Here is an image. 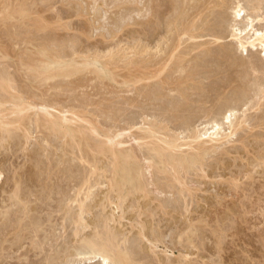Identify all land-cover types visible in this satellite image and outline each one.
<instances>
[{"label": "rangeland", "instance_id": "374dc122", "mask_svg": "<svg viewBox=\"0 0 264 264\" xmlns=\"http://www.w3.org/2000/svg\"><path fill=\"white\" fill-rule=\"evenodd\" d=\"M155 1H153V0H150V1H148V0H0V72L5 73V75H7L9 73L8 75L10 78H15V76H16V78L12 80V82H14L13 85L15 84L14 87H16V85H17L16 91L19 92V94L22 93L20 95H23V96L25 95V97H28L31 94H34V96H35V94H37L40 90L42 91V89H43V91L44 90L46 91L48 86L45 87L44 85H42L44 87H42V86L40 87L39 85L43 84V83H40L41 82L40 80H36L33 82L34 84H36V82H37V84H39V85H35L36 87L34 86L33 83H32L33 86L27 85V83L26 84L23 83V82H25L24 81L25 76L22 75L24 73V71L20 70V67H19L20 61L25 62L27 60V57H28V60L33 59L34 57L36 58L35 54H36V51L38 49H40V45L42 46L43 44H46L49 41H50L49 45L51 44L50 45L51 47H49V48L53 49L55 47L53 49L54 51L55 50L59 51L62 49H63L62 51H66V49H67L69 52L71 50L70 47L73 46V49L75 51H77L76 47L78 48V54H82V56L84 55V56L89 57L91 55L89 58H92V56L98 55V56H100V58H98V59L101 62L108 61L109 63H112V62L115 63L116 65H114L112 63L113 66H115V67L111 66L112 64H110V65L107 64V66H108L107 69H109L108 72L102 71L100 73V71H98L97 69L96 70L94 69V68H96V66H94V67L88 66L89 67L88 69H82V71H80L79 73H77L73 77L70 76L69 78L64 79L63 82H61L62 85H63L64 81L69 79L67 82H70V84H68V86H69V88L72 87L71 92L70 91H66V92L63 91L60 96H59V94H57V92H53V90H49V92H48L50 95L52 93V96H51L52 98L55 96L53 100L56 103L55 107L57 110H64V111L65 110L66 111L72 110L73 112H75L79 115L80 118H78V119L80 121H81V119H84L88 122L90 121L89 123L92 124L95 128H97L100 134L112 130V121H111L112 112L110 110H112V108H113V106H112L113 102L116 101L115 95H118L120 97H129V98L132 97L134 99V103L137 101V99L139 100V97H140V96H138V94L135 93L136 92L135 89L138 88V86H140V84H137L138 86L135 85V87H136L135 89L134 88L132 89V87L129 88L130 90L129 89L128 90L130 92L127 90H126L127 92H125V90L123 88H120V87H119V89L116 88L117 86L115 87L114 84L111 83V81H110V77H111L110 74L113 72V70H114V72H117L122 76L123 75L125 76V77L118 79L119 81H121L123 78H127L128 76H130V77L131 76H133V77L138 76L139 77V76L144 75V72L142 73L141 70H143V71L145 70L146 71L145 74L147 72H149L147 69H144L145 67L147 68V66L144 65L146 63V60L147 61L152 60L153 63L151 61L150 62L152 64H154V62L158 61V59L161 57H164L163 59H168V58H170V55L171 56L173 55L176 57V60H180L182 58V59H184L185 63L188 62L187 65L183 62L184 63L183 68L184 69H183V71L180 72L181 75H184L186 71L193 70L194 73H196L197 70H199L198 72H202V73L197 72L196 76L199 75V77H200V76L206 75V72L204 73V71H207L208 70L207 68H209V67H210L209 68V70H210L213 65H214L213 68L216 70V65L214 63H215V61H217V59H219V63L220 62H223V63L227 62L226 65L229 68L228 58L230 59L229 61H231L230 62V65H231V63H232L231 58L232 57L237 58L235 55L239 56V54H240V56H242V58L244 59V60H242V63L245 62V60H246L247 63H244V64H246L247 66L249 65L247 67L246 65L243 64L242 68L241 67L239 68V70L244 69L246 74H248V75H246V74H243V75L244 76L246 75V77L248 76L247 79L249 80V82H252V83H256V81L259 83L264 82V79H262V78H264V74H263L264 73V71H263L264 66H263V68L260 67L261 64L262 65L264 64V59H263V61L260 60V59H262V57H261L262 54L260 53V48L258 46L255 48H251V47L247 46L246 51H248L250 53H248V52L246 53V51H245V53H240L237 50H233L234 48H232V50H231L232 51L231 53L233 55L231 53L225 51V48H226L225 45H227L228 42H230V44L233 42V41H231L232 39L229 37V35L232 31L231 29H236V28L243 29L242 27H240V26H243V22L242 23L238 22L239 19L235 20L231 13H230V17H229V13H228V18L224 17V14H226V16H227V11H229V9H226V10L221 9L224 12V13H222L223 15H221V13H219L217 10V9H220V7L215 6L216 5L215 3H217L216 2L217 0L216 1L212 0L213 3L211 0H207L209 2H206V1L204 2V0H201V1H203L202 5L207 3L210 6L212 3L213 5L211 7H209L208 5L206 7L209 9H211L213 7L214 10L212 9V11H210V12H212V13H213V11L215 13L218 12L221 15V16H218L219 14H217L218 18L220 20H224L225 22L221 23L222 21L221 22L218 21L219 19H217V17L213 18L215 14L214 15L210 14L208 12L209 10H207V9H205V10H207L205 13L203 12L202 15H199L200 17L197 16V18L199 17L198 19L197 18L191 19V17H190L188 20H191L192 21L191 23L194 24L195 27H197V31H199L198 29H201L204 27L206 29L210 28L211 30L213 28H215V30H213V31L216 32V30H217V33L223 32L224 34L227 32V33H229L228 36H226V34H225V36H224L225 38H223V40H221L217 43V45L219 46V47H217V45L215 44L216 42H211V41H213L212 37L205 35L206 31L202 30V36L197 37L195 39H191L189 41L184 36H182L183 39L184 38L185 39L183 40L184 42H179L180 43V45H179L180 49H178V47L176 48L178 51L175 49V47H173V45H171V47H168L169 43H171V44L176 43L175 42L176 38L173 37V39H174V41H173L171 38H168V35H169V37H172V36H170V34L167 33L168 27H170V25L168 24V23H170L169 19H168L170 16H168V15L171 14V11L169 13V10L167 12L166 9H170V2H169V0H166V1L165 0H160V1L155 0ZM219 1L220 0H218V2ZM230 1H233V0H228L227 2L229 3ZM159 2H160V4L163 2L161 5H164V6L161 7ZM156 3H158L159 5L157 6ZM191 3H192V1H191ZM149 4L150 5L152 4L151 6L154 7V9H152V12H154V14H152V15H154V17L153 16L151 17V15H148V13H146L145 8H148L150 6ZM199 4L200 3L197 2L198 6H200ZM259 4L261 6V9H260V12H258V13L262 14L261 17H264V0H260ZM246 8H247V6H246ZM144 10H145V12H144ZM221 10H220V12H222ZM245 10H248L249 12L251 11V9H248V8ZM248 11H246L245 14H249V15L250 14H253V15L256 14L255 12H254L255 13L254 14L252 11L250 13H248ZM189 12H191V11H189ZM155 13L157 14V16L155 15ZM203 15H205L207 17L205 18V16H203ZM146 16L149 17L151 21H153L150 26H149V23H146L147 21L145 22V19L148 20V18H146ZM209 16H212V17H209ZM223 17L225 19H228V20L226 21ZM261 17H259V18H261ZM57 18H59L60 22L57 20ZM200 18H202L201 20H205V19L206 20L203 22H200L201 21ZM208 18H209V20H208ZM221 18H223V19H221ZM243 18H244L243 21L246 22L245 15ZM157 20H158V22H157ZM196 20H198V22ZM167 21H168V23H167ZM228 21L230 23H228V25H227ZM143 22H145V24H144V26L146 25L145 28L143 26ZM155 22H156V24H155ZM195 22H197V23H195ZM214 23L216 24L215 26H213ZM236 23H239L240 25L236 24ZM229 24H231V25H229ZM43 25H45V27ZM147 25L149 28L147 27ZM220 25L225 26V27H222L224 29V31L221 27H220L221 29L218 28V26H220ZM56 26L64 27V29H59L58 31H56V33L62 34L64 36L60 35V37L57 38L54 35V32H52V30ZM218 30H219V32H218ZM254 30H257L259 32L264 33V20L259 21L258 19H255L253 21L252 30L250 28H248L245 31H243L239 36L244 38V40L250 41L253 39V36H254L253 31ZM237 33H239V32H237ZM53 39L58 40V41H55ZM45 40H46V42H44ZM165 40H167V41H165ZM168 40L173 41V43L171 41H168ZM161 42H163V43H161ZM208 42H210L211 44H209ZM38 44H40V45H38ZM233 44H234V42H233ZM209 45H211V46H209ZM221 45H222V47L224 45V47H223L224 50L221 48ZM46 46L48 47V44H46ZM57 46L58 47L61 46V47L58 48ZM164 46H165V48H164ZM194 46H196V47L194 48ZM227 47H228V45H227ZM168 48H169V51H171L170 53L168 51ZM207 48H210L212 51L215 52V53L213 52L214 54L212 52H210V54L212 53L211 57H213L215 59H216V57H219V58H217L214 61V59L209 60L208 59L209 57H208L205 60L204 54H205V50ZM217 48H219V49L221 48L222 52H220L221 51L220 50L219 51L220 53H219ZM163 49H166L167 53L165 51L163 52ZM173 50H175V51H173ZM92 51H93V53H92ZM172 52L173 53L175 52V53L173 54ZM233 52L235 53V55ZM222 53L223 54L225 53L224 56H222ZM215 54H216V57H215ZM219 54H221L222 57L227 58L226 61H224L225 58H224V60H222V58L220 56H218ZM246 54H249V56ZM165 55L167 56V58ZM250 55H253V56H250ZM230 56H232V57H230ZM240 56H239V58H241ZM243 56H247V57H243ZM254 56H255V58L257 57L258 59L257 58L255 59ZM249 57H251V58L247 59ZM202 58L205 60L206 63L203 60H201ZM159 60H161V59H159ZM176 60L173 59V61H176ZM251 60H253V63L250 62L251 65L252 64L255 65L256 60H257V65L259 64V67L262 70L260 68L256 67L257 65L255 67H256V69L258 68V70H256V69L254 70L255 67L251 66L248 63V61H251ZM259 60L263 63H261V62L258 63ZM143 61L145 63H142ZM196 61L200 64L199 67H197V69L195 68V70H194V68L189 70L188 65H192V63L196 62ZM207 61H209L208 62L209 64H210V61H212L210 64L212 66H210L207 63ZM254 61H255V63H254ZM11 62H13V63L11 64ZM132 62H134V63L131 66L128 65ZM140 62H141V65H143V67L138 65V63L140 64ZM159 62H157V63H159ZM125 63H127V65ZM157 63L155 62V64H157ZM216 63H218V62H216ZM124 64L127 67L128 66L129 67L126 68V66ZM152 64L149 65L150 68L151 67L153 68V66H155V64L154 65H152ZM203 64L208 65V66L204 67ZM219 65H220L219 68L224 69L222 67V66H224V67H226L225 69H227V66L225 64H222V65L219 64ZM219 65H217V67ZM5 66H6V68H5ZM135 67H137V68H135ZM202 67H204V68H202ZM250 67H253V70H251V69L249 70ZM152 68H151V71H152ZM213 68L211 70H214ZM231 68H232V66H231ZM246 68L250 72L251 71L252 72L251 73L248 72V70ZM90 69H91L92 74L93 73H95V75L97 74L96 76L94 75L93 78H92V74L88 72V71H90ZM130 69H132V71ZM179 71H180V69L178 70V72ZM216 71H218V69ZM231 71H232V69L227 74L230 75ZM242 71H240L241 76H243ZM256 71H257L256 74H258L260 72L257 75V77H256V74L253 73ZM172 72L175 74H173ZM172 72L171 73L169 72L168 74L171 76L172 75H174V76H172V78H170V76H167V79H165V80H167L169 83H173V85H177V82L184 79V77L182 78V76L179 73H177L176 71L175 72L172 71ZM261 73L263 74V76L261 75ZM221 75H224V74H220L219 77ZM229 75H227V76H229ZM231 75L233 76V71L231 72ZM177 76H179L178 77V78H180L179 80L176 78ZM250 76H253V77H251V79L253 78L252 80H250ZM96 77L98 80L96 79ZM119 77H121V76H119ZM197 77H196L197 81H199V80L202 81V79H203L202 77L201 78H199V77L197 78ZM100 78L102 81L99 80ZM173 78L175 79V81ZM260 78L262 79V81ZM56 81L59 82L61 80L55 79V80L49 81L48 82L49 84L47 83V85L53 86V84L56 83ZM67 82H65V83H67ZM186 82L185 81L181 82L180 89H179V86L177 85L178 90H177V88H174V90L170 88L171 91L173 92V93L171 92L170 94L171 95L175 94V97H176V93H178V92L174 93L175 90L180 91L181 87H183V88L187 87V88H184V91L186 92V95L188 96L192 90L198 89L197 86H199V84H200V83L190 82V83H192V85H191L188 81H186ZM262 83L261 84L256 83L257 87H256V85H253L250 83L251 85L248 84L249 85L248 87H251V86L254 87L255 86L256 88L254 87L253 90L256 92L257 91L256 89H258V86L259 85L261 86ZM141 84L144 85V83H141ZM194 84H196V87L193 86ZM19 85L22 87H20ZM154 86H156L155 80H154V85L151 86L152 88L150 87V90H148V88H146V93H148V91H149V93H148L149 97H148V94L144 93L145 88L143 89V96L146 97L147 99L143 98V96H142V102H143V99L146 100V101H144L146 103H147V101H150L148 103V106H147V104L143 103V105L146 108V109L144 108L145 114H147L146 117L148 116L147 118L151 119L152 120L151 122H153V123H154V121L158 124L162 123L161 124L162 126H163V122H164V125L167 122V124H166L167 127L165 129V133L167 132L168 135H170V136H174V135L176 136V137L174 136L176 139V142H178V144H180V145H183L182 149L180 147L181 151L184 148L186 149L185 151H182V152L178 151V152L183 154V155H185V153L195 155L196 154L195 151H198L197 147H195L196 143H192V141L188 138V135L192 131L193 132H200L202 134L205 132L206 129H207L206 130L207 132H208V130L211 131L212 124H211V126H209L211 128H209L206 124L210 125V122L213 118H211V115H209L210 117H208V118H210V120H207L208 118H205L204 117L205 115L203 113L205 109L209 110V107H206L203 110L200 108L201 103L191 102L188 104V106H187L188 108L190 107V104H194V103L195 104L191 105V107L193 106L194 108L190 107L188 110H186L188 117L185 115L186 113L182 114L183 117L185 115V117H187L186 120L188 119L189 121L188 120L185 121V117L182 118L181 115L179 116V118H180V120H179L178 117L176 118V116L179 114H177V115H176V113L171 114V113H174V112H172L173 109L172 110L169 109V107L167 105L161 104L163 108L161 107L160 104L156 105V102H154V99L156 98V100H158L160 102V100L158 99V96L160 94L154 95L155 94L154 93L152 95V93H153L152 90L154 89ZM157 86H158V88L161 87L158 84H157ZM157 86H156L155 90L158 89ZM190 86H192V87H190ZM201 86H203V87L201 88ZM243 86L246 88V86L244 84H243ZM243 86L241 85L236 91V92H239L238 90H240L241 88L244 90V92H242V89L240 90L241 95L240 94L239 95L242 98L238 94L236 95V93H234L232 90H229V91L233 92L234 95L229 92L228 94H230V96L228 94H226L227 98L226 99L224 98V99L226 101L229 100L230 104H229V101L226 102L224 100L223 104H225V103H227V104H225L223 106L221 103L218 104V105H221L222 107H219V106L215 107L214 113H217L216 116H218V111L220 112V110L223 107H225L228 104L229 105L232 104V106L237 108V109H235L237 111L236 116L239 117L240 120L243 117L245 118V116L248 117V116L252 115L251 117H249V119H248L249 121L247 120V118L245 119L246 122L243 125L244 126L243 129L242 130L240 129V131H238V133L236 132L235 133V134H237L236 136H235V134L234 135L232 134L233 135V136L231 135L232 138L230 136H228L230 139L229 138H223L222 139L223 141L221 140V144L225 143V144H222L226 148L225 151L221 150V148H224V147L221 144L219 145V143H220L219 142L218 146L219 147L221 146L220 149H218V150L216 149L218 152L216 150H214V152H212V151L209 152V154H207L208 156H210L209 159H208L206 154L205 155L203 154L202 162H204V164H206L208 162L209 165L208 164H206V165L209 166V168L211 170L208 169V167L206 165H204V168H202V170H201L202 172L200 171L199 166H196L197 168L195 167V168L188 170L186 172H180L182 184L185 188L184 193L189 191L190 192V194L188 192L189 195L184 194V193H183L184 195L183 194L179 195L178 191L181 189L180 187H182V186H179L178 183H177L178 184L177 185L176 182H174L175 187L173 189H174V191L176 190L177 192L176 191L173 192V191H171L173 189H170V192L174 193L173 195H172V193L168 192L169 190L166 192L164 191V193H163L159 189L157 190L156 186L153 185L152 179H149L151 177V176H149L150 174L145 175V179L147 178L146 179L147 182H148V180L151 181L150 182L151 184L147 183V186H149V187H147V189L149 188V190H152V192L148 193L147 201L150 199L149 204L146 206V208L145 207L141 208L142 213L145 214V218L144 217L141 218L143 216L142 214H141L142 215L141 217L139 215H136V213L138 214V211L135 208V206L138 205V203L136 201H134V203L132 202L133 198H131L132 197L131 195L128 197L129 199L127 198L126 203L124 202V205H123L124 209L122 207V211L124 213H121V211L119 209L117 211V209L114 207L115 205L106 203V201L108 202V200L110 201V199H112V198H109L111 196H113V200H115V195H114L115 193L114 192L111 193V191L108 190V187H106L108 185L107 181L109 180L111 175L108 174V172L110 170L109 169V160L105 156H102L99 154L96 156V158H95L96 163H94L95 168L93 166H91V164H89L92 161V159H88L89 161L83 160L86 164L83 161L82 162L78 161V159L75 155V153L78 152L77 146L72 144L73 146L70 147L68 145V141H67L68 146L67 145L63 146L62 140L60 138H58V137L55 138V136H51V135L45 136L46 133H42V132L38 131V129H36L35 126L32 124L34 117L32 118V120L30 122L27 119L24 122V127L28 128L30 130V134L28 135V136H30L29 137L30 139L28 138V140H26V137L21 133L20 130L15 131L13 138L9 139L10 142L9 141H7V142L3 141L2 142V139L0 136V139H1L0 140V197L2 196L0 198V212H1V214H0V224H1L0 225V264H33V263L37 262V259H38L37 264L38 263L39 264L40 263L45 264L46 263L44 260L45 254L50 255L53 252V254H51V255L54 256L55 250L59 251V249H60L59 253L61 254V260L64 262V264H67V263H65L64 259L68 256L69 257L71 256L70 253L72 254L71 250H73V247H71V246H73V242L75 241V239L73 237V232L75 230V226L73 225L71 217H69V216H70V214H72V212H73V214L75 212H77V208H76V204H73V205L71 204V206L73 208L70 207V203L68 202V204H67L66 203L67 199H65L64 197L66 195L67 196L66 198H68L69 195L73 194V192H74L73 189H75L74 183L77 182V186H79V184H81V182H82L80 180L83 179V176L84 177L86 176V171L94 173V175L91 178V183L93 184L94 188L91 187L90 190L92 191V189H93L94 190L93 192L95 194H97L98 197H97V195H94L93 192L92 193L90 192V195H92L94 197L92 198V196H89V198L87 200H85L87 203H85V201H84V203L87 205L89 204L93 210L91 209L90 206H85L88 214L85 213L84 214L85 217L83 219H84V222L88 228L82 229L83 231H81V235L83 233L82 236H84V237H88L87 234L89 235V237H92L94 235V233L98 231L99 227L102 229V225L100 224V222H98L100 220L99 216H98L99 218L97 217L98 221H97V219H96L97 222L95 221L96 215L104 216V215L109 214L111 216V214L112 215L116 214V215H114V217H115L114 219H115L116 223L115 222H113V223L111 222L112 224L109 223V225H110L109 228H111L112 232L116 231L115 234L118 232L116 235L120 234V235H118V237L120 239L119 244L122 243L124 245V249L126 248V251L130 255L131 259L132 260L134 259L133 260L134 264H143V263L144 264H264V124H263L264 121L262 122V120H264V119H262L264 117V115H263L264 111H262V110H264V105H263L264 99H263V103H262V98L259 101V102H261L260 106H258V108H257L258 110L261 109V111H259V112L256 111L257 109L256 110L253 109V111H251V109H249L250 108L249 103L246 104L247 106L246 105H240L239 110H238V104H240L241 102H242L241 104H244L246 99H247V102L249 100H255V98L257 99L256 101H258V99H259L256 96V94H258L257 92L253 93L252 90H249L250 88L248 89V87H247V89H245ZM18 87L20 90H18ZM76 87H78V88H76ZM207 87H208V85L206 83L200 84L199 89L195 90V92L196 91L201 92L203 90L202 91L203 93H200V92H198L200 94H197V92L195 93V95L197 94V96L198 95L201 96L198 98V100L199 99L200 100L205 99V97L202 96V94H204L206 89H207L206 91L209 90V87L208 88ZM262 87H264V86L262 85ZM28 88L30 89L31 92L28 91L29 90ZM35 88H37L38 90ZM190 88H191V90H190ZM120 89H122V91ZM185 89H187V91H189V93ZM155 90H153V91L155 92ZM159 90H161V92H162V89H159ZM168 90H169V88H168ZM263 90H264V88H263ZM245 92H246L247 96H246V94L242 95V93H245ZM55 93H56V95H55ZM165 93H167V92H165ZM0 94H2V93H0ZM53 94H54V96H53ZM72 94L74 96H76V95L77 96L74 97ZM208 94H209L208 92H205L204 95L206 96ZM254 94L256 97L254 96ZM2 95H0V96H2ZM84 95H86V96H84ZM113 95L115 96V99H114ZM195 95H192V98H194ZM232 95L235 97V99ZM31 96H29V97H31ZM150 96L151 97L155 96V97H154V99H151ZM248 96L249 97L252 96V97L249 98ZM253 97H254V99H253ZM61 98H63V99H61ZM132 98H130V99L132 100ZM148 98H149V100H148ZM237 98H239V99H237ZM194 99H197V98H194ZM62 101H64V103ZM256 101H254V102H256ZM140 102H141V99H140ZM173 102L176 105H178L177 103H179V101L176 103V100ZM234 102H236V106L234 105L235 104ZM36 103H39V102L36 101ZM151 103L152 104L155 103V104H153L154 106ZM151 105H152V108H151ZM159 105L161 108L158 107ZM196 105L197 106L200 105L199 108H200V110H203V112L201 111L202 113L200 112V110H197L199 108L196 109V107H195ZM5 106L7 108L10 107V105H5ZM57 106L59 109L57 108ZM155 106H157L159 108V110ZM164 106L166 108H168L169 111ZM154 107L156 108V110H154ZM247 108L249 110H247ZM194 109H196L199 112H197ZM215 109L216 110L218 109L217 112ZM132 110L136 111L137 109L134 108ZM120 111L119 112L117 111L119 116L122 114V112H120ZM151 111H152V113H153V111H157L158 113L154 112L155 114L153 113L154 115H152ZM189 111L191 112V113H189L190 115H188ZM246 111H248V112L251 111L254 114L251 112H250L251 114L247 113ZM255 111L257 113H255ZM242 112L245 113L246 115L245 114L243 115ZM260 112H263V114ZM161 113H162V115L160 117L159 114H161ZM199 113H200V115H202V114L203 115L200 116ZM240 113H241V115H240ZM259 113L261 116L262 115L263 116L261 117L259 115ZM29 114L31 117L32 113H29ZM151 115L153 116V119H152ZM169 115L172 117L171 119H173V117H174V119L170 121L171 123H168V121L170 120ZM166 116H168L167 117L168 120L165 118ZM196 116H198V117H196ZM189 117H190V119H189ZM218 117H217V121H218L217 123L220 124L221 119H220V117L218 119ZM258 117H261V119H262L261 121H260V118L258 119V121H260V123L257 121ZM251 118H252V121H250ZM162 120H164V121L161 122ZM191 120H193V121L191 122ZM195 120H197V121H195ZM201 120H202V123H201ZM254 120H255V122H253ZM176 122L178 124L177 126H175ZM179 123H180V125H179ZM191 123H193V124L191 125ZM253 123H255V124H253ZM120 124H122V123H120ZM170 124H172V125H170ZM196 124H197V126H196ZM202 124L203 125L205 124L207 127L203 126ZM248 124H249V126H248ZM252 124H253V128H252ZM261 124H263V125H261ZM183 125H184V127H183ZM185 125H187L189 128H187V126H185ZM225 125L226 124H224V126L219 125L220 131H221L219 133L222 134V135L221 134H219V135H221V137L228 135V133L230 132L229 127H227V126L225 127ZM83 126L88 128L89 125L87 126V124L83 123ZM222 127H224V129ZM195 128H196V130H195ZM247 128H249V129H247ZM201 129H203V130H201ZM221 129L223 130V133H222ZM180 130H181V132H180ZM248 130H250L251 133H250V131L248 132ZM186 131H187V133H186ZM241 131H244V132H241ZM84 132L88 133L87 135L86 134L85 135H86V138L88 139L89 144H88V146L85 144H81L80 151L82 153L84 152L85 154L90 155L89 157H91V154L93 152L90 149H92L93 144L95 142H97L96 139L100 140L101 138L95 137V135H92L88 131H84ZM239 132H241V133H239ZM170 133H174V134H170ZM178 133H180V135ZM183 133H185V134H183ZM176 134H178L179 136ZM238 134H242L243 136H241V135L238 136ZM43 135L46 138V140H45L46 142L43 140V138H44ZM11 136H12V134H11ZM18 136H20V137L18 138ZM126 136H128V134ZM126 136L121 138L123 140L125 139L124 141L127 140L125 142L126 144L123 147L127 148L128 146H131L132 148H134L136 150V144L132 140V136H128V137L131 139V143H134L135 146H132V144L130 143V139ZM177 136H178V138H177ZM234 136L236 138H238V140L237 139L235 140ZM47 137H48V139H47ZM179 137H180V139H179ZM206 137L207 136L202 137L203 139L205 138V140H201L202 138H200V141H204V142L206 141L207 144L205 146H211V143H210V145H208L209 142H208V138H206ZM181 138H182V140H181ZM187 139L191 142H185V141H187ZM224 139L225 140L228 139V140H226V142H229V143H226ZM101 140H103V138ZM181 142H183V143H181ZM5 144H6V146H5ZM61 144H62V146H60ZM186 144H188V146ZM192 144H195V146ZM54 145H55V147H54ZM185 145L188 149L185 147ZM63 147H65V148H63ZM73 147H75V150H71ZM189 147H190V149H189ZM228 147L230 148V150ZM231 147L232 148L234 147V148L232 149ZM191 148H193L194 152L189 151V150H192ZM227 148L229 151H226ZM42 149H43V151H42ZM38 150H40V151H38ZM88 150H90L92 153H89L90 151H88ZM41 151H42V153H41ZM72 151H74V152H72ZM228 152H230V153L228 154ZM217 153H219V154L222 153V155H217ZM72 154H74L75 156H73ZM38 155H40L41 157ZM72 156H73V158H72ZM77 156H78V154H77ZM224 156H227V157H224ZM37 157H39V158H37ZM205 157L208 161L204 160ZM218 157H221V158L219 159ZM33 158H35V159H33ZM210 158H213V159H210ZM38 159H39V162H38ZM63 159H66V160H63ZM70 159H72V160H70ZM214 159H215L214 164H211V162L213 163V161H211V160H214ZM221 160H224V161H222V163H221ZM35 161L38 163H36ZM71 161H72V163H71ZM205 161H207V162L205 163ZM216 161H217V164H216ZM227 161H229V162H227ZM40 162L43 163L42 165L40 164L41 166H43L45 163V165L43 166V167H45L44 172H41L42 171L41 169L43 167L39 166ZM51 162H52V164H51ZM34 163L37 164L36 167H38V168L33 166V165H35ZM225 163H226L227 167H226ZM87 164H88V166H87ZM140 164H141V166H144V167L146 166V164H144V162H140ZM210 164H211V166H210ZM46 165L51 167V169L49 171L50 174L47 172L48 169H46L47 168ZM56 165H58V167ZM229 165H230V167H229ZM63 167H65V168L63 169ZM70 167L74 170H71ZM144 167L143 168L141 167L142 172L143 173H145L146 171L148 172V170H146ZM66 168H69V171ZM38 169H39V171H38ZM207 169H208V171H206ZM22 170H24V171H22ZM204 170H205L206 174H205ZM31 171L33 174L31 173ZM45 171H46V173H45ZM13 172H14V174H13ZM27 172H29L30 175ZM194 172H195L196 176L194 174H192ZM210 172H211V174H209ZM212 172H214V173H212ZM70 173L71 174L73 173L74 175L73 174L71 175ZM83 173H84V175H83ZM185 173H187L188 176H187V174L185 175ZM46 174L50 175L49 181L46 180L47 176H48ZM54 174H55V176H54ZM197 174H199V175H197ZM151 175L154 176L153 174H151ZM160 175L161 174H158L156 177H160ZM203 175H205V177ZM246 175H248V176H246ZM161 176L163 177L162 179L159 178L158 180L157 179L156 180L159 181L160 183H163L162 180H165L164 179L165 176L164 175H161ZM186 176H187V179H186ZM14 177L20 178L22 185H24V187L22 186V189H24L26 191L24 192L23 196L25 197V199L27 198V200L29 202L28 203L29 208L30 207L32 208L30 214L34 215L35 209H36V211H39L38 212V215H39L38 218L43 219L45 221V223H46V220L49 218L48 214H51V217H50L51 222L49 224L50 226L48 225L47 227H45L47 229V232L45 233V235L41 231V233H38V237H34V238L32 237L33 238L32 239V238H30V236H27L28 231L27 232L22 231L21 233L18 234L19 236H21V239H23V240H21L22 242H20V239H19V242L22 244H20L19 242L16 241L18 235L14 234L16 232L14 230V225H15V229H16V223H18V221H20V219H22L21 218L22 216H21V214H17V213H16L17 215L15 214V212H18L17 207H14V206L10 207L9 202H6V203L4 201L2 202V198L7 199L8 195H10V187H8V185H10V183L12 184L11 181ZM43 178H45V179H43ZM59 178H60V180H58ZM183 179H186V180H183ZM202 179L204 181H202ZM70 181H72V182H70ZM185 181H186L187 185L185 184ZM199 182H201V183H199ZM52 183H56V184H52ZM97 183H99V184H97ZM48 184H49V186H48ZM57 184L61 185V186L59 185L61 187V189ZM149 184L153 188H156V189H153L152 187H150ZM54 185L56 186L57 189L54 187ZM177 186H178V189H176ZM50 187H51V189H50ZM66 187L68 188V191L66 190L67 189ZM70 187H72V189ZM40 188H42V189H40ZM45 188H47V189H45ZM48 189L50 190L51 193L47 192ZM55 190L56 191L58 190V191L56 192ZM64 190H66V191H64ZM149 190H147V192H149ZM155 190L157 191V193ZM197 190H198V192H197ZM40 191L45 193V194L43 193L44 194L43 196H46L45 198L43 196H41V199L44 198L43 200H41L42 202L40 201V199H37V198H40V196H39V194H41ZM60 191L63 192L64 195L61 194ZM193 191H194V193L195 192L196 193L194 194ZM46 192H47V195H46ZM58 192H60L59 193L60 195L58 194ZM99 192H102V194ZM152 193L157 194V196L154 195V199H158L157 197L161 196V197H159L160 201H157V200L154 201V199L152 197V195H153ZM168 193L171 194L174 198L171 195L170 196L162 195V194L167 195ZM175 193H177L178 195ZM26 195H29L30 198L28 199L29 196L26 197ZM52 195H54L55 198ZM107 195H109V197ZM176 195H177V197H176ZM181 195L183 196V198L185 196H188V197H185L186 198L185 200L187 202L183 198L181 199V197H182ZM61 196H63V197H61ZM50 197H52V199H49ZM105 197L108 199H106ZM169 197H170V200H173V203H175L176 201L178 203L176 202L175 204H173L172 201L169 200V203H172V204H169L168 203ZM61 198L64 199L62 206L65 205V207L68 206L69 208H72V209H69V210H71V212H69V210L67 211L70 213L69 216L67 214H64V215L62 214L60 216L59 212H56L57 213L56 214V213H54L55 211H53V210H56V208H57V205L55 204L57 201L56 202H54V201L57 199L61 203L62 202ZM90 198L92 200H94V202H92V200ZM163 198L164 199L166 198V201H167L166 203L169 205H166V203L163 204L165 201V200L164 201L162 200ZM189 198H190V200H192V199L193 200L190 201ZM98 199H100V200H98ZM178 199H180V200L178 201ZM194 199H196L197 201L195 200V202H194ZM95 200H97V201L95 202ZM128 200H129V202H128ZM161 200H162V202H161ZM44 201H45V203H43ZM88 201H90V202L88 203ZM142 201H139V203H142ZM147 201L145 200L144 202H147ZM152 201H153V203H152ZM59 202L57 203L58 205L60 204ZM159 202L162 203L164 206H167V207L162 208L163 205L161 204L162 207H160V208L162 210H159V207L157 208V206H156ZM184 202L188 204V205L186 204V207H185ZM223 202H224V204H223ZM39 203L41 205L44 204L45 207H44V205L41 206ZM101 203H103V205H104V211L102 210L101 206L98 205ZM196 203H199V204H196ZM189 204H190V206H189ZM191 204L192 205L194 204L193 205L194 209H195L194 211L192 209ZM48 205H50L51 208H49L50 206H48ZM95 205H96V207H95ZM172 205H174V206H172ZM196 205H198V206L196 207ZM37 206H39V207H37ZM129 206H131V207H129ZM149 206H150V208H149ZM11 208H13V213H12ZM88 208H89V210H88ZM185 208H186V211H185ZM105 209H106V211H105ZM132 209H136V210H132ZM170 209L172 211H170ZM200 209L202 210L201 212H199ZM7 210H9V213H6ZM40 210H42V211H40ZM153 210H155V211H153ZM134 211H135V213H133ZM161 211H162V214H161ZM111 212H113V213H111ZM155 212H158V214H161V216L159 215V217H158V214L157 213L155 214ZM180 212H181V214H180ZM171 213L173 214V217L174 216L175 217L177 216V217L176 218L170 217V216H172ZM174 213H177V214H174ZM190 213H191V215H190ZM3 214H4V216H3ZM119 214H120V216H119ZM121 214H124V215H122V217L124 218L122 220H121V218H119V217H121ZM1 215H2V217H1ZM19 215H20V217H19ZM40 215H42V218ZM46 215H47V217H46ZM109 215H108V217H109ZM132 215L134 216V219L136 217L135 220L139 221L138 223H137V221H135L133 219ZM156 215L158 218L155 217ZM166 215L168 217H166ZM181 215H182V217H181ZM11 216H13V217L11 218ZM67 216H68V218H66ZM153 217H154V219H153ZM188 217L189 218L192 217V218L189 219ZM6 218L8 219V221H6ZM177 218H179V219H177ZM186 218H188V219H186ZM27 219L30 220V218H26L25 220H23V223H24V221H26L27 224L30 223ZM33 219H34V221L36 220L35 218H33ZM145 219H147L148 222ZM2 220L5 221L6 224H5V222L3 223ZM93 220L95 223H97L96 225L93 222ZM144 220H145V223L143 222ZM30 221L32 222L33 220L31 219ZM180 221H182V222H180ZM191 223H192V225H191ZM30 224H32V223H30ZM99 224H100V226H98ZM121 224H122V226H121ZM45 225H47V224H45ZM145 225H146V227H145ZM114 226L116 227V230L114 229L115 228ZM52 227H53V229H52ZM94 227H96L97 230ZM189 227H190V229L196 228L197 230L196 229H194V230L199 231V232H196L192 229L193 231L191 232V235H189V238L191 237L190 239L187 238V234H186V232L189 231ZM152 228L154 229L155 232H153ZM5 230H6V232H5ZM120 230H122V231H120ZM143 231L145 233H143L141 235L139 232H143ZM23 232H25L27 235H25V233H23ZM58 232H59V234H58ZM98 232H101V230ZM156 232H157V234L155 235L154 233H156ZM47 233H48V235L49 234L51 235L53 233L52 238H50L49 240L44 239V238H46ZM197 233H199L200 235ZM8 234H10V235H8ZM84 234H86V235H84ZM146 234H147V236H146ZM195 234H197V236ZM4 235H5V237H4ZM123 235H124V237H123ZM153 235L155 238L153 237ZM61 236L65 238V242H67V243L62 242V241H64V238H62ZM27 237H29L30 240H28L29 238H27ZM49 237H51V236H49ZM53 237L55 239L59 237L58 238L60 240L59 243H57L58 240L53 241L54 240ZM196 237H199V239L198 238L196 239ZM36 238H38L40 241H43L45 243V251L43 252V254H44L43 256H42V254L38 255V253L36 251H34L33 249L30 250L28 248L30 246V243L32 244L33 241L37 240ZM143 238H145V239H143ZM5 239H6V241H5ZM130 239H131V241H130ZM6 242H8V243H6ZM11 242L14 243L13 244L14 247H12L13 245L12 246L10 245ZM48 243L52 244V245L49 246ZM59 244H64V246L63 245L59 246ZM74 244L77 245L76 243H74ZM61 246L63 247L62 249H61ZM66 246H68V247H66ZM15 247H17V248H15ZM50 247L52 249H53V247H55V248H54V250H51ZM139 247H141V248H139ZM30 248H31V246H30ZM47 248L49 250H47ZM34 252L38 256L37 255L33 256L32 254H34ZM138 252H139V254H138ZM73 253H74V251H73ZM55 255L57 256L58 254H55ZM40 256H42V257H40ZM39 259L41 260V262ZM42 262H45V263H42ZM84 262L85 261H83L82 263H72V264H90L91 263V262H89V263L88 262L84 263ZM97 262H99V261H97ZM97 262H95L93 264H97ZM69 264H71V263H69Z\"/></svg>", "mask_w": 264, "mask_h": 264}, {"label": "bare ground", "instance_id": "6f19581e", "mask_svg": "<svg viewBox=\"0 0 264 264\" xmlns=\"http://www.w3.org/2000/svg\"><path fill=\"white\" fill-rule=\"evenodd\" d=\"M148 1H150V0H148ZM153 1H155V0H153ZM160 1V0H159ZM166 1V0H165ZM174 1V2H173ZM191 1H192V3H191ZM209 2V1H207V0H204V2ZM212 1V0H211ZM210 1V2H211ZM214 1V0H213ZM213 1H212V3H213ZM216 1V0H215ZM228 0H220L219 2H218V0L216 1L217 3H215L216 5L215 6H217V7H220V9H217L218 10V12L219 13H221V15H223L222 13H224L221 9H229V11H227V16H226V14H224V17H226V18H228V13H229V17H230V13L233 15V18L235 19V20H237V19H239L238 20V22H243V26H240V27H242L243 29H238V28H236V29H231L232 31H231V33H230V35H229V37L232 39L231 41H233L234 42V44H233V42L230 44V42H228V47H227V45H225V51H227V52H229V53H231L232 51V48H234L233 50H237V51H239L240 53H245V51H246V48H247V46H249V47H251V48H255V47H259L260 48V53L262 54V59H260V60H262L263 61V59H264V33L263 32H259V31H257V30H254L253 31V33H254V36H253V39L252 40H250V41H247V40H244V38H242V37H240L239 35L243 32V31H245L246 29H248V28H250L251 30H252V26H253V21L255 20V19H258L259 21H262V20H264V17H261L262 16V14H259L258 12H260V9H261V6H260V4H259V2H260V0H233V1H230L229 3L227 2ZM156 2V1H155ZM169 2H170V9H166L167 10V12H168V10H169V13H170V11H171V14L170 15H168V16H170L168 19H169V22L170 23H168V21H167V23L170 25V27H168V31H167V33H169L170 34V36H172V37H169V35H168V38H171L173 41H174V39H173V37L174 38H176V43H174V44H171V43H169V46L168 47H171V45H173V47H175V49L178 47V49H180L179 47V45H180V43L179 42H184L183 40L186 38L188 41L189 40H191V39H195V38H197V37H200V36H202V30L203 31H206L205 32V35H208V36H211L212 37V39H213V41H211V42H216L215 44L217 45V43L219 42V41H221V40H223V38H225L224 36H225V34H226V36H228V34L229 33H217V30H216V32L215 31H213V30H215V28H213L212 30L210 29V28H208V29H206L205 27L204 28H201V29H198L199 31H197V27H195V25L194 24H192L191 22V20H188L190 17H191V19H194V18H197V16H199V15H202V13L204 12H206L207 10H209L208 12L210 13V14H215L214 15V17L213 18H215V17H217V19H219L218 18V16H221L218 12L217 13H215L214 11H213V13L212 12H210V11H212V9H213V7L211 8V9H209V8H207L206 6L208 5L207 3H203L204 5H202V2L203 1H201V0H169ZM197 2L198 3H200L199 5L200 6H198L197 5ZM163 3V2H162ZM161 3V4H162ZM165 3V2H164ZM211 3V5L209 6V7H211L213 4ZM153 4V3H152ZM151 4V5H152ZM159 4H160V2H159ZM158 3H156V5L158 6L159 5ZM160 4V5H161ZM150 5V4H149ZM149 6L148 8H145L146 9V13H148V15H151V17L153 16L154 17V15H152V14H154V12H152V9H154V7L153 6ZM247 6V8L248 9H251V11L255 14V15H253V14H245L246 13V11H248V10H245V9H247L246 8V6ZM146 6V5H145ZM162 6H164V5H161V7ZM168 6V5H167ZM250 8H249V7ZM157 9V8H156ZM160 9V8H159ZM205 9H207V10H205ZM205 10V11H204ZM214 10V9H213ZM216 10V11H217ZM220 10L222 11V12H220ZM189 11H191V12H189ZM250 11V12H251ZM144 12H145V10H144ZM164 12V11H163ZM166 12V11H165ZM249 11H248V13H250ZM168 14V13H167ZM217 14H219L218 16H217ZM155 15L157 16V14L155 13ZM244 15H245V19H246V22H244L243 20H244ZM159 16V15H158ZM203 16H205V15H203ZM167 17V16H166ZM200 17V16H199ZM198 17V18H199ZM207 16H205V18H206ZM209 17H212V16H209ZM223 17V18H224ZM259 17H261V18H259ZM145 18V17H144ZM146 18H148V20L147 19H145V22L146 23H149V26L151 25V23L153 22V21H151L150 20V18L149 17H147L146 16ZM157 18V17H156ZM197 18V19H198ZM203 18V17H202ZM202 18H200V20L202 19ZM223 18H221V19H223ZM61 19V18H60ZM225 19V18H224ZM57 20L59 21V18H57ZM156 20V19H155ZM206 20V19H205ZM205 20H201L200 22H203V21H205ZM208 20H209V18H208ZM226 21L228 20V19H225ZM234 20V21H235ZM151 21V22H150ZM195 21V20H194ZM197 22H198V20H196ZM216 21V20H215ZM218 21H222L221 23H223V22H225L224 20H218ZM60 22V21H59ZM145 22H143V26H144V24H145ZM157 22H158V20H157ZM164 22V21H163ZM197 22H195V23H197ZM237 22V21H236ZM219 23V22H218ZM228 23H230L229 21L227 22V25H228ZM155 24H156V22H155ZM190 24V25H189ZM200 24V23H199ZM205 24V23H204ZM232 24V23H231ZM231 24H229V25H231ZM236 24H239V23H236ZM80 25V24H79ZM82 25V24H81ZM189 25V26H188ZM206 25V24H205ZM216 24L214 23V25L213 26H215ZM222 25V24H221ZM218 26V28H222V27H225L224 25L223 26ZM240 25V24H239ZM44 27H45V25H43ZM66 26V25H65ZM146 26V25H145ZM145 26H144V28H145ZM167 26V25H166ZM203 26V25H202ZM212 26V25H211ZM235 26V25H234ZM147 27H148V25H147ZM156 27V26H155ZM159 27V26H158ZM229 27V26H228ZM149 28V27H148ZM220 28V29H221ZM227 28V27H226ZM232 28V27H231ZM59 29H64V27H62V26H56L53 30H52V32H54V35L58 38V37H60V35H62V34H58V33H56V31H58ZM166 29V28H165ZM223 29V28H222ZM83 30V29H82ZM227 30V29H226ZM223 31H224V29H223ZM61 32V31H60ZM218 32H219V30H218ZM221 32V31H220ZM237 32H239V33H237ZM50 36V35H49ZM62 36H64V35H62ZM166 36V35H165ZM182 36H184L185 38L183 39V37ZM43 38V37H42ZM46 38V37H45ZM44 38V39H45ZM62 38V37H61ZM163 38V37H162ZM167 38V39H168ZM178 38V39H177ZM75 39V38H74ZM165 39V38H164ZM37 40V39H36ZM43 40V39H42ZM47 40V39H46ZM46 40L44 41V42H46ZM50 40V39H49ZM52 40V39H51ZM53 40H55V39H53ZM60 40V39H59ZM55 41H58V40H55ZM54 41V42H55ZM165 41H167V40H165ZM168 41H171V40H168ZM173 41H171L172 43H173ZM43 42V41H42ZM50 42V41H49ZM49 42L48 43H46V44H48V47L46 46V44H43L42 46L40 45V44H38V45H40V49H38L37 51H36V54H35V56H36V58L34 57L33 59H29L28 60V57H27V60L24 62V61H20V70H22V71H24V73L22 74V75H24L25 77H24V81L25 82H23V83H27V85H31V86H33L32 85V83L34 82V81H36V80H40L41 82L40 83H43V84H41V85H39V84H37V82H36V84H34V86L35 85H39L40 87L42 86V85H44L45 87L46 86H48V88H47V90L45 91H43V89H42V91L40 90L37 94H35V96H34V94H31V95H29V96H31V97H25V95L23 96V95H20V94H22V93H20L19 94V92H17L16 90H17V85H16V87H14V85H13V83L14 82H12V80L13 79H15L16 78V76H15V78H10L9 77V73L7 74V75H5V73H3V72H0V93H2V94H0V95H2V96H0V136H1V139H2V142L3 141H9L10 142V140L9 139H11V138H13V135L15 134V131H21V133L26 137V140H28V138L30 137V136H28L29 134H30V130L28 129V128H26V127H24V122H25V120L27 119L29 122L32 120V118L34 117V120L32 121V124L35 126V128L36 129H38V131H40V132H42V133H46L45 134V136H55V138H60L61 140H62V144H63V146H65V145H67V141H68V145L71 147V146H73V145H75V146H77V153H75V155H76V157H77V159H78V161H80V162H82L83 160H87V161H89L88 159H92V161L89 163V164H91V166H93L94 168H95V165H94V163H96L95 162V158H96V156L99 154V155H102V156H105L108 160H109V172H108V174L109 175H111V177L109 178V180L107 181V183H108V185L106 186V187H108V190L109 191H111V193L112 192H114L115 194V200H113V196H111L110 194V196L111 197H109V195H107L109 198H112V199H110V201L108 200V202L106 201V203L107 204H113V205H115L114 207L117 209V211H118V209L121 211V213H124L123 211H122V207H123V205H124V202L126 203V200H127V198L131 195L132 197L131 198H133L132 200V202L134 203V201H136L137 203H138V205H136L135 206V208L137 209V211H138V214L136 213V215H139L141 218H145V214H143L142 213V211H141V208H143V207H145L146 208V206L149 204V200L147 201V199H148V193H150V192H152V190H149V188L147 189V187H149V186H147V183H150L151 181H149L148 180V182H147V178L145 179V175H149V176H151L149 179H152V183H153V185H155L156 186V188H157V190L159 189L161 192H163L164 193V191L166 192V191H168V192H170V189H173L174 187H175V185H174V182H176V184L178 183L179 184V186H182V187H180L179 189V195L180 194H183L185 191V188H184V186H183V184H182V179H181V174H180V172H186V171H188V170H191V169H193V168H195L196 166H199L200 167V171L202 170V168H204V165H206V164H208L209 165V163L207 162L208 160L206 159V157H205V159L204 160H207V161H205V163L206 164H204V162H202V156H203V154L205 155H207V154H209V152H214V150H218V149H220V147L218 146V143H219V145L221 144V140L223 139V138H229L228 136H230L231 138H232V136L237 132L238 133V131H240V129L242 130L243 129V125H244V123L246 122V118H247V120L249 119V117H251V116H248V117H246L245 116V118L243 117V118H241V120L239 119V117H237L236 116V110L235 109H237L236 107H234V106H232V104L231 105H229L230 104V101L229 100H225L226 98H227V96H226V94H228L229 92L230 93H232L233 95H234V93H236V95L238 94H240L241 95V92H240V90L242 89H240V90H238L239 92H236L237 91V89L242 85L243 86V84L246 86V88L245 89H247V87L249 86L248 84H253V85H256V87H257V84L256 83H258V84H261L262 82V79H264V78H260L261 79V83H259V82H257L256 81V83H252V82H249V80L247 79V77H246V75H248V74H246V72L244 71V69H240L239 70V68L241 67L242 68V66H243V64L244 63H247L246 62V60H245V62H243L242 63V60H244L243 58H242V56H240V54H239V56L242 58H239V56L238 55H235V53H234V55L237 57V58H233L232 56H230V57H232L231 59H232V63H231V65H230V62L231 61H229L230 59L228 58V64H229V68H228V66L226 65V63L227 62H220L219 63V59H217V58H219V57H216V54H215V57H216V59H217V61H215L216 59L215 58H213V57H211L212 56V53L214 52V51H212L210 48H207L206 50H205V54H204V59L206 60L208 57V59L210 60V59H214V61H215V65H216V70L218 69V71H216L213 67H214V65L212 66V65H210L211 64V62L212 61H210V64L208 63L209 61H207V63L210 65V66H212V68L214 69V70H209V68H207L208 70L207 71H204V73L206 72V75H204V76H200L199 77V75H197L199 78H203L202 79V81L201 80H199V81H197V79H196V73L199 71V70H197V72L196 73H194V71L193 70H191V69H193L194 68V70H195V68L197 69V67H199V63L196 61V62H193L192 63V65H188V69L189 70H191V71H186L185 72V74L184 75H181L180 74V72L181 71H183V64L185 63L184 62V59H180V60H176V57L175 56H171L170 55V58H168V59H163L164 57H161V58H159V59H161V60H159L158 59V61H155L156 63L157 62H159V63H157V64H155V62H154V64H155V66H153V68H152V71H151V68L149 67V65H151L152 63H153V61L152 60H150V61H147L146 60V63L143 61L142 63H145L144 65H146L147 66V68L145 67L144 69H147L149 72H147L146 74H145V70L143 71V70H141L142 71V73L144 72V75L143 76H126L127 78H123L121 81H119L118 79H120V78H122V77H125L124 75L122 76V75H120L119 73H117V72H114V70H113V72L110 74V81H111V83H113L114 84V86L116 87V88H118L119 89V87L120 88H123L124 90H125V92H127V91H129L130 89L129 88H131L132 87V89L134 88H136L135 87V85H137V84H140V86H138V88H136L135 89V93L136 94H138V96H140L139 97V100L137 99V103L135 104L134 103V99L132 98V97H130V98H132V100L129 98V97H120V96H118V95H115L116 96V99H115V96H114V99L116 100V101H114L113 102V104H112V106H113V108H112V110H110L111 112H112V116H111V121H112V130L111 131H107V132H104V133H102V134H100L99 133V131H98V129L97 128H95L92 124H90L88 121H86V120H84V119H81V121L78 119V118H80L79 117V115L77 114V113H75V112H73L72 110H57L56 109V103L54 102V94H53V98L51 97L52 96V93H51V95L48 93L49 92V90H53V92H57V94H59V96L61 95V93L64 91V92H66V91H72L71 90V88H69V86H68V84H70V82H67L68 80H66V81H64V83H63V85H62V83L61 82H63V80L64 79H66V78H69L70 76H74V75H76L77 73H79L80 71H82V69H88L89 67L88 66H96V68H94L95 70L97 69L98 71H100V73L102 72V71H105V72H108L109 71V69H107L108 68V66H107V64H112V63H109L108 61H106V62H101V61H99V59L98 58H100V56H98V55H94V56H92V58H89L88 56H82V54H78V48L76 47V50L77 51H75L74 49H73V46L72 47H70L71 48V50L68 52V50L66 49V51H62V50H59V51H54L53 49L55 48H53V49H51V48H49V47H51L50 45H49ZM41 43V42H40ZM95 43V42H94ZM161 43H163V42H161ZM165 43V42H164ZM209 44H211L210 42H208ZM37 44V43H36ZM57 44V43H56ZM96 44V43H95ZM98 44V43H97ZM221 44V43H220ZM233 44V45H232ZM79 45V44H78ZM101 45V44H100ZM162 45V44H161ZM166 45V44H165ZM54 46V45H53ZM81 46V45H80ZM182 46V45H181ZM209 46H211V45H209ZM208 46V47H209ZM58 47V46H57ZM56 47V48H57ZM61 47V46H60ZM60 47H58V48H60ZM66 47V46H65ZM75 47V46H74ZM83 47V46H82ZM96 47V46H95ZM193 47V46H192ZM196 46H194V48H195ZM217 47H219L218 45H217ZM223 47H224V45H223ZM222 47V45H221V48L224 50V48ZM68 48V47H67ZM89 48V47H88ZM159 48V47H158ZM164 48H165V46H164ZM221 48L219 49V48H217V50H218V52L221 50ZM65 49V48H64ZM97 49V48H96ZM146 49V48H145ZM172 49V48H171ZM170 49V50H171ZM89 50V49H88ZM95 50V49H94ZM177 50V49H176ZM192 50V49H191ZM216 50V51H217ZM146 51V50H145ZM166 52L167 53V51H166V49H163V52ZM168 51H169V48H168ZM173 51H175V50H173ZM178 51V50H177ZM34 52V51H33ZM68 52V53H67ZM80 52V51H79ZM171 51H169V53H170ZM210 52H212L211 54H210ZM220 52H222V50L220 51ZM219 52V53H220ZM224 52V51H223ZM248 51H246V53H247ZM83 53V52H82ZM92 53H93V51H92ZM95 53V52H94ZM157 53V52H156ZM165 53V54H166ZM173 53V52H172ZM175 53V52H174ZM173 53V54H174ZM177 53V52H176ZM215 53V52H214ZM213 53V54H214ZM226 53V52H225ZM224 53V54H225ZM248 53H250V52H248ZM32 54V53H31ZM158 54V53H157ZM179 54V53H178ZM224 54L222 53V56H224ZM232 54V53H231ZM33 55V54H32ZM87 55V54H86ZM233 55V54H232ZM246 55H248L249 56V54H246ZM254 55V54H253ZM253 55H250V56H253ZM166 56V55H165ZM218 56H220L221 58H222V60H224V58L225 57H222L221 56V54H219ZM226 56V55H225ZM32 57V56H31ZM211 57V58H210ZM228 57V56H227ZM243 57H247V56H243ZM260 57V58H261ZM166 58H167V56H166ZM251 57H249V58H247V59H250ZM254 58H255V56H254ZM257 58V57H256ZM255 58V59H256ZM173 59L174 60H176V61H173ZM203 58L201 59V60H203L204 62H205V60H204ZM226 59L227 58H225V60L224 61H226ZM258 59V58H257ZM221 60V61H222ZM258 61V63H260L261 61ZM128 62V61H127ZM184 62V63H183ZM216 62H218L219 64H225L226 66H227V69H225L226 67H224V66H222L224 69H221V68H219L220 67V65L218 64V63H216ZM250 62H252L253 63V60H251V61H248V63L250 64ZM13 62H11V64H12ZM129 63V62H128ZM134 62H132V63H130V64H128V65H132ZM187 63L188 62H186L185 64L187 65ZM206 63V62H205ZM204 63V64H205ZM254 63H255V61H254ZM261 63H263V62H261ZM7 64V63H6ZM114 65H116L115 63H113ZM113 64L111 65V66H113ZM126 65H127V63H125ZM124 64V65H125ZM136 64V63H135ZM154 64H152V65H154ZM203 64V66L204 67H206V66H208V65H204ZM125 65V66H126ZM138 65H140L141 67H143V65H141V62H140V64L138 63ZM217 65H219L218 67H217ZM244 65H246V64H244ZM251 65V64H250ZM257 65V60H256V64L255 65H251V66H253V67H255ZM262 65V64H261ZM260 65V67H262L263 68V66H264V64L261 66ZM124 66V67H125ZM231 66H232V68H231ZM247 66V65H246ZM249 66V65H248ZM247 66V67H248ZM4 67V66H3ZM113 67H115V66H113ZM129 67V66H128ZM127 66H126V68H128ZM204 67H202V68H204ZM253 67H250L249 68V70L251 69V70H253ZM256 67H258V68H260L259 67V64L256 66ZM256 67L254 68V70L256 69ZM5 68H6V66H5ZM133 68V67H132ZM135 68H137V67H135ZM139 68V67H138ZM258 68L256 69V70H258ZM4 69V68H3ZM168 69V70H167ZM180 69V71L178 72V70ZM199 69V68H198ZM232 69V71H233V76L231 75V72H230V75L229 74H227L230 70ZM247 69V68H246ZM261 69V68H260ZM18 70V69H17ZM93 70V69H92ZM131 71H132V69H130ZM134 70V69H133ZM140 70V69H139ZM205 70V69H204ZM245 72H243V71ZM248 70V69H247ZM248 70V72H250ZM262 70V69H261ZM260 70V71H261ZM88 71V70H87ZM112 71V70H111ZM168 71V72H167ZM172 71H176L177 73H179L181 76H182V78L184 77V79H182V80H180V81H178L180 78H178L179 76H177L176 78L178 79L177 81V85L179 86V89H180V84H181V82H183V81H188L189 83L190 82H193V83H200V84H207L208 85V87H209V90L208 91H206L205 90V92H208L209 94L208 95H204L205 94V92H204V94H202V96H204L205 97V99L204 100H198V98L199 97H201V96H197V94H200V93H203L202 91L200 92V91H196L197 92V94L195 95V90H198L199 89V87H200V84H199V86H197L198 87V89H195V90H192L191 91V93L187 96L186 95V92L184 91V88H187V87H181V90L180 91H177L178 90V86L177 85H173V83H169L167 80H165V79H167V76H170V78H172V76H174V75H169L168 73L170 72H172ZM240 71H242V75L243 74H246L244 77L243 76H241V72ZM263 71H264V69H263ZM262 71V72H263ZM9 72V71H8ZM84 72V71H83ZM89 73H91V69H90V71H88ZM137 72V71H136ZM252 72V71H251ZM250 72V73H251ZM259 72V71H258ZM88 73V74H89ZM99 73V72H98ZM131 73V72H130ZM164 73V74H163ZM173 73V72H172ZM198 73H202V72H198ZM253 73H257V71L256 72H253ZM260 73V72H259ZM258 73V74H259ZM20 74V75H21ZM92 74V73H91ZM128 74V73H127ZM173 74H175V73H173ZM220 74H224V75H221L220 77H219V75ZM258 74H256V77H257V75ZM264 74V73H263ZM263 74L261 73V75L263 76ZM94 75H95V73H93L92 74V78L94 77ZM97 75V74H96ZM95 75V76H96ZM108 75V74H107ZM227 75H229V76H227ZM99 76V75H98ZM109 76V75H108ZM119 76H121V77H119ZM180 76V77H181ZM12 77V76H11ZM23 77V76H22ZM71 77V78H72ZM164 77V78H163ZM197 77V78H198ZM251 77H253V76H250V80H252L251 79ZM19 79V78H18ZM55 79H60L61 81H59V82H57L56 81V83H54L53 84V86H50V85H47V83L49 82V81H52V80H55ZM96 79H97V77H96ZM174 79V78H173ZM256 79V78H255ZM71 80V79H70ZM98 80V79H97ZM100 81H102L101 80V78L99 79ZM154 80H155V85L157 86V84L158 85H160L161 87L160 88H158V86H157V90H155V88H156V86H154V89L153 90H155V92L152 90V95L154 94V95H159L158 96V99L160 100V102L158 101V100H156V98L154 99V97L152 96H150V98L151 99H154V102H156V105L157 104H162V105H167L168 107H169V109H173L172 110V112H174V113H171V114H175L176 113V115L177 114H179V115H175L176 116V118L178 117V119L180 120V118H179V116L181 115V117L182 118H184L185 117V115L187 116V113H186V110H188L190 107H191V105H194L195 103H201V106H200V108L201 109H203L204 110V108H206V107H209V110H207V109H205L204 110V112H203V110H200V108H199V106H195L196 107V109L197 108H199V109H197V110H200V112L202 111L203 113H204V117L205 118H208V117H210L209 115H211V118H213L212 120H211V122H210V125H208V124H206L208 127L209 126H211V124H212V129H211V131H209L208 130V132L205 130V132L202 134V133H200V132H188L189 133V135H188V138L192 141V143H196V146H195V144H192V145H194L195 147H197V150L198 151H195L196 152V154L194 155H191V154H186L185 153V155H183V154H181V153H179L178 151H180V152H182V151H185L186 149L184 148L182 151H181V149L183 148L182 146L183 145H180V144H178V142H176V139H175V137L174 136H170V135H168V133L166 132L165 133V129H166V124H167V122L165 123V125H164V120H162L161 122H163V126L161 125L162 123H156L155 121H154V123L153 122H151L152 120L151 119H148L147 117H146V115L147 114H145V110H144V108H145V106L143 105V103L144 104H147V106H148V103L150 102V101H147V103L146 102H144V101H146V100H144L143 99V102H142V96H143V89L145 88V94H148L149 93V91H148V93H146V88H148V90H150V87L151 86H153L154 85ZM157 80V81H156ZM170 81V80H169ZM174 81H175V79H174ZM254 81V80H253ZM259 81V80H258ZM65 82H67V83H65ZM157 82V83H156ZM72 83V82H71ZM76 83V82H75ZM78 83V82H77ZM141 83H144V85H142ZM187 83V82H186ZM264 83V82H263ZM262 83V85L264 86V84ZM49 84V83H48ZM52 84V83H51ZM80 84V83H79ZM175 84V83H174ZM191 85H192V83H190ZM250 84V85H251ZM186 85V84H185ZM240 85V86H239ZM262 85L260 86H258V89H256L257 91V93L258 94H256V96L259 98L258 99V101H256L257 99L255 98V100H249L248 102H247V99H246V101H245V103L244 104H241L237 99H239V98H237L236 100L240 103V104H238V110H239V106L240 105H246L247 103H249L250 105V108L249 109H251V111H253V109H257L258 108V106H260V103L261 102H259L260 101V99L262 98V103H263V99H264V90H263V88L264 87H262ZM20 86V85H19ZM25 86V85H24ZM44 86H42V87H44ZM79 86V85H78ZM187 86V85H186ZM189 86V85H188ZM194 87H196V84H194L193 85ZM204 86V85H203ZM203 86H201V88L203 87ZM20 87H22V86H20ZM36 87V86H35ZM74 87V86H73ZM114 87V88H115ZM190 87H192V86H190ZM206 87V86H205ZM207 87V88H208ZM255 87V86H254ZM254 87H248V89L249 90H252L253 91V93H256L254 90H253V88ZM255 87V88H256ZM39 88V87H38ZM76 88H78V87H76ZM75 88V89H76ZM127 88V89H126ZM152 88V87H151ZM168 88H169V90H168ZM173 89L174 90V88H177V90H175L174 91V93H176V92H178V93H176V97H175V94L174 95H171L170 93L172 92L171 91V89ZM183 88V89H182ZM29 89V88H28ZM35 89H37V88H35ZM74 89V88H73ZM129 89V90H128ZM159 89H162V92H161V90H159ZM194 89V88H193ZM18 90H20L19 89V87H18ZM38 90V89H37ZM117 90V89H116ZM121 91H122V89H120ZM127 90V91H126ZM165 90V91H164ZM186 91H187V89H185ZM189 90V89H188ZM190 90H191V88H190ZM201 90V89H200ZM229 90H232L233 92H231V91H229ZM22 91V90H21ZM28 91H30V89L28 90ZM228 91V92H227ZM251 91V92H252ZM31 92V91H30ZM130 92V91H129ZM134 92V91H133ZM161 92V93H160ZM165 92H167V93H165ZM188 93H189V91H187ZM198 92H200V93H198ZM227 92V93H226ZM242 92H244V90L242 89ZM249 92V91H248ZM73 93V92H72ZM118 93V92H117ZM173 93V92H172ZM25 94V93H24ZM67 94V93H66ZM119 94V93H118ZM135 94V95H136ZM178 94V95H177ZM243 94H246V92L245 93H242V95ZM251 94V93H250ZM55 95H56V93H55ZM73 95V94H72ZM71 95V96H72ZM192 95H195V97L194 98H197V99H194V98H192ZM229 96H230V94H228ZM232 95V96H233ZM69 96V95H68ZM74 96V95H73ZM77 96V95H76ZM76 96H74V97H76ZM84 96H86V95H84ZM147 96V95H146ZM197 96V97H196ZM228 96V97H229ZM231 96V97H232ZM246 96H247V94H246ZM253 96V95H252ZM252 96H248L249 98H251ZM254 96H255V94H254ZM255 96V97H256ZM62 97V96H61ZM148 97H149V94H148ZM157 97V96H156ZM234 97V96H233ZM245 97V96H244ZM57 98V97H56ZM71 98V97H70ZM143 98H145V99H147L146 97H144L143 96ZM203 98V97H202ZM225 98V99H224ZM242 98V97H241ZM61 99H63V98H61ZM140 99H141V102H140ZM231 99V98H230ZM234 99H235V97H234ZM253 99H254V97H253ZM148 100H149V98H148ZM156 100V101H155ZM176 100V103L179 101V103H177L178 105H176V104H174V102L173 101H175ZM197 100V101H196ZM226 101V102H228L229 101V104L228 105H226L225 107H223L221 110H220V112L218 111V116L220 117V119H221V122H220V124L219 123H217L218 121H217V117L218 116H216L217 115V113H214V108L215 107H222L223 105H225V104H227V103H225V104H223V101ZM242 100V99H241ZM36 101H38L39 103H36ZM71 101V100H70ZM152 101V100H151ZM158 101V102H157ZM254 101H256V102H254ZM59 102V101H58ZM63 103H64V101H62ZM61 102V103H62ZM68 102V101H67ZM140 102V103H139ZM191 102H195L194 104H190V107L188 108L187 106H188V104L189 103H191ZM222 104V106L221 105H218V104ZM232 103V102H231ZM235 104V106H236V102H234ZM152 104V103H151ZM153 104H155V103H153ZM152 104V105H153ZM254 104V105H253ZM5 105H10V107H6ZM59 105V104H58ZM74 105V104H73ZM79 105V104H78ZM152 105H151V108H152ZM160 105L158 106L159 108H161L162 107V105H161V107H160ZM264 105V104H263ZM60 106V105H59ZM154 106V105H153ZM171 106V107H170ZM173 106V107H172ZM247 106V105H246ZM63 107V106H62ZM61 107V108H62ZM132 107V108H131ZM156 108H158L157 106H155ZM154 107V110H156V108ZM165 107V106H164ZM193 107V106H192ZM191 107V108H192ZM57 108H58V106H57ZM134 108H136L137 110L136 111H134V110H132V109H134ZM159 108H158V110H159ZM163 108V107H162ZM166 108V107H165ZM194 108V107H193ZM247 108V110H249ZM59 109V108H58ZM146 109V108H145ZM166 109H168V108H166ZM169 109H168V111H169ZM196 109H194V110H196ZM121 110V111H120ZM148 110V109H147ZM153 110V109H152ZM157 110V111H158ZM170 110V111H171ZM192 110V109H191ZM196 110V111H197ZM216 110V109H215ZM218 110V109H217ZM217 110H216V112H217ZM244 110V109H243ZM120 111V112H122V114L119 116V114H118V112ZM149 111V110H148ZM157 111H153V113L155 112H157ZM161 111V110H160ZM167 111V110H166ZM242 111V110H241ZM250 111V112H251ZM256 111H261V109H257ZM255 111V113H257ZM262 111H264V110H262ZM147 112V111H146ZM150 112V111H149ZM197 112H199V111H197ZM201 112V113H202ZM247 113H250V112H248V111H246ZM29 113H32V116L30 117V114ZM129 113V114H128ZM151 113H152V111H151ZM152 113V115H154ZM158 113V112H157ZM184 113H186L185 115H184V117H183V115L182 114H184ZM189 113H191L190 111L188 112V115H190ZM251 113H253V112H251ZM250 113V114H251ZM260 113H262L263 114V112H260ZM260 113H259V115H260ZM111 114V113H110ZM170 114V115H171ZM242 114L244 115L245 113H243L242 112ZM254 114V113H253ZM151 115V116H152ZM158 115V114H157ZM156 115V116H157ZM161 115H162V113L161 114H159V116L161 117ZM169 115V116H170ZM192 115V114H191ZM199 115H200V113H199ZM198 115V116H199ZM203 115V114H202ZM202 115H200V116H202ZM240 115H241V113H240ZM246 115V114H245ZM256 115V114H255ZM258 115V114H257ZM264 115V114H263ZM262 115V116H263ZM78 116V117H77ZM164 116V115H163ZM174 116V115H173ZM198 116H196V117H198ZM261 116V115H260ZM261 116V117H262ZM168 116H166L165 118L168 120V118H167ZM188 117V116H187ZM187 117H185V121H187L186 120V118ZM192 117V116H191ZM219 117H218V119H219ZM256 117V116H255ZM254 117V118H255ZM261 117H258L257 118V121H258V119L260 118V121L262 120V119H264V117L261 119ZM156 118V117H155ZM159 118V117H158ZM157 118V119H158ZM164 118V119H165ZM170 118V120L168 121V123H171L170 121L171 120H173L174 119V117H173V119H171L172 117L170 116L169 117ZM152 119H153V116H152ZM156 119V120H157ZM189 119H190V117H189ZM192 119V118H191ZM194 119V118H193ZM196 119V118H195ZM198 119V118H197ZM159 120V119H158ZM166 120V121H167ZM207 120H210V118H208ZM256 120V119H255ZM255 120L253 121V122H255ZM175 121V120H174ZM173 121V122H174ZM189 121V120H188ZM193 120H191V122H192ZM195 121H197V120H195ZM249 121V120H248ZM250 121H252V118H251V120ZM260 121H258L259 123H260ZM264 120H262V122H263ZM200 122V121H199ZM205 122V121H204ZM203 122V123H204ZM83 123L84 124H87V126H88V128H86V127H84L83 126ZM120 123H122V124H120ZM184 123V122H183ZM198 123V122H197ZM201 123H202V120H201ZM82 124V125H81ZM190 124V123H189ZM193 123H191V125H192ZM223 124V125H222ZM224 124H226L225 125V127L227 126V127H229V129H230V132L228 133V135H225V136H223V137H221V133H219V132H221L220 131V126H224ZM251 124V123H250ZM253 124H255V123H253ZM253 124H252V128H253ZM264 124V123H263ZM263 124H261V125H263ZM170 125H172V124H170ZM169 125V126H170ZM178 124H177V122H176V124H175V126H177ZM179 125H180V123H179ZM199 125V124H198ZM203 125V124H202ZM205 124L203 125V126H206ZM220 125V126H219ZM260 125V124H259ZM168 126V127H169ZM174 126V125H173ZM174 126V127H175ZM182 126V125H181ZM180 126V127H181ZM185 126H187V125H185ZM196 126H197V124H196ZM195 126V127H196ZM206 126V127H207ZM248 126H249V124H248ZM251 126V125H250ZM256 126V125H255ZM183 127H184V125H183ZM247 127V126H246ZM173 128V127H172ZM187 128H189L188 126H187ZM198 128V127H197ZM204 128V127H203ZM209 128H211V127H209ZM208 128V129H209ZM223 129H224V127H222ZM250 128V127H249ZM249 128H247V129H249ZM258 128V127H257ZM85 129V130H84ZM184 129V128H183ZM199 129V128H198ZM227 129V128H226ZM225 129V130H226ZM245 129V128H244ZM246 129V130H247ZM100 130V129H99ZM182 130V129H181ZM181 130H180V132H181ZM187 130V129H186ZM195 130H196V128H195ZM201 130H203V129H201ZM200 130V131H201ZM222 130V129H221ZM33 131V130H32ZM84 131H88V132H90L92 135H95V137H100L101 139L103 138V140H97L96 139V141L97 142H95L94 144H93V146H92V149H90V150H88V151H90L89 153H92L91 154V157H89L90 155H88V154H85L84 152L82 153L81 151H80V149H81V144H85V145H87L88 146V139L86 138V135L88 134V133H85ZM134 131V132H133ZM169 131V130H168ZM185 131V130H184ZM245 131V130H244ZM244 131H241V132H244ZM250 130H248V132H249ZM39 132V133H40ZM179 132V131H178ZM183 132V131H182ZM241 132H239V133H241ZM32 133V132H31ZM186 133H187V131H186ZM222 133H223V130H222ZM250 133H251V131H250ZM11 134H12V136H11ZM86 134V135H85ZM128 134V136H132V140L134 141V143L136 144V150L134 149V148H132L131 146H128L127 148H124L123 146L126 144L125 142L127 141H124L123 139H121V138H123L124 136H126ZM170 134H174V133H170ZM179 135H180V133H178ZM178 134H176V135H178ZM183 134H185V133H183ZM219 134H221V135H219ZM233 134V135H232ZM17 135V134H16ZM42 135V134H41ZM90 135V134H89ZM178 135V136H179ZM182 135V134H181ZM232 135V136H231ZM237 134H235V136H236ZM243 136L242 134H238V136ZM248 135V134H247ZM252 135V134H251ZM128 136H126V137H128ZM178 136H177V138H178ZM186 136V135H185ZM184 136V137H185ZM204 136H207L206 138H208V145H210V143H211V146H205L206 144H207V142L205 141H200V138H202V137H204ZM234 136V137H235ZM20 136H18V138H19ZM23 137V136H22ZM39 137V136H38ZM37 137V138H38ZM43 137H44V135H43ZM91 137V136H90ZM182 137V136H181ZM15 138V137H14ZM17 138V137H16ZM52 138V137H51ZM129 138V137H128ZM186 138V137H185ZM0 139V140H1ZM30 139V138H29ZM42 139V138H41ZM47 139H48V137H47ZM130 139V138H129ZM179 139H180V137H179ZM230 139V138H229ZM238 140V138H236L235 137V140ZM43 140L45 141L46 140V138L44 137L43 138ZM50 140V139H49ZM52 140V139H51ZM181 140H182V138H181ZM201 140H205V138L203 139H201ZM207 140V139H206ZM225 140V139H224ZM226 140H228V139H226ZM226 140H225V142H226ZM232 140V139H231ZM234 140V141H235ZM53 141V140H52ZM57 141V140H56ZM184 141V140H183ZM191 141H189L188 139H187V141H185V142H191ZM223 141V140H222ZM230 141V140H229ZM15 142V141H14ZM27 142V141H26ZM46 142V141H45ZM180 142V141H179ZM12 143V142H11ZM16 143V142H15ZM130 143H131V139H130ZM134 143H131L132 144V146H135L134 145ZM181 143H183V142H181ZM226 143H229V142H226ZM14 144V143H13ZM62 144L60 145V146H62ZM73 144V145H72ZM217 144V145H216ZM222 144H225V143H222ZM221 144V145H222ZM12 145V144H11ZM37 145V144H36ZM42 145V144H41ZM52 145V144H51ZM57 145V144H56ZM67 145V146H68ZM129 145V144H128ZM187 146H188V144H186ZM186 145H185V147H186ZM5 146H6V144H5ZM14 146V145H13ZM44 146V145H43ZM58 146V145H57ZM223 146V145H222ZM227 146V145H226ZM41 147V146H40ZM47 147V146H46ZM54 147H55V145H54ZM180 147H181V149H180ZM224 147V146H223ZM4 148V147H3ZM45 148V147H44ZM52 148V147H51ZM62 148V147H61ZM63 148H65V147H63ZM85 148V147H84ZM187 148V147H186ZM229 148V147H228ZM228 148H227V150L226 151H229L230 150V148H229V150H228ZM232 148V147H231ZM234 148V147H233ZM232 148V149H233ZM9 149V148H8ZM39 149V148H38ZM46 149V148H45ZM50 149V148H49ZM87 149V148H86ZM188 149V148H187ZM189 149H190V147H189ZM192 150H189V151H192V152H194V150H193V148H191ZM225 147L224 148H221V150L223 151H225ZM6 150V149H5ZM36 150V149H35ZM41 150V149H40ZM40 150H38V151H40ZM64 150V149H63ZM66 150V149H65ZM71 150H75V147H73ZM85 150V149H84ZM216 150V151H217ZM34 151V150H33ZM42 151H43V149H42ZM42 151H41V153H42ZM47 151V150H46ZM215 151V152H216ZM232 151V150H231ZM230 151V152H231ZM235 151V150H234ZM51 152V151H50ZM56 152V151H55ZM72 152H74V151H72ZM208 152V153H207ZM218 152V151H217ZM230 152H228V154L230 153ZM31 153V152H30ZM37 153V152H36ZM32 154V153H31ZM40 154V153H39ZM77 154H78V156H77ZM214 154V153H213ZM212 154V155H213ZM227 154V155H228ZM50 155V154H49ZM54 155V154H53ZM58 155V154H57ZM73 156H75L74 154H72ZM216 155V154H215ZM217 155H222V153L221 154H219V153H217ZM38 156H40V155H38ZM47 156V155H46ZM51 156V155H50ZM60 156V155H59ZM70 156V155H69ZM68 156V157H69ZM73 156H72V158H73ZM41 157V156H40ZM67 157V156H66ZM207 157H208V159H209V157L210 156H208L207 155ZM213 157V156H212ZM215 157V156H214ZM217 157V156H216ZM224 157H227V156H224ZM37 158H39V157H37ZM49 158V157H48ZM52 158V157H51ZM56 158V157H55ZM75 158V157H74ZM87 158V159H86ZM204 158V157H203ZM219 159L221 158V157H218ZM33 159H35V158H33ZM210 159H213V158H210ZM63 160H66V159H63ZM70 160H72V159H70ZM69 160V161H70ZM225 160V159H224ZM224 160H221V163H222V161H224ZM55 161V160H54ZM211 161H213V163L211 162V164H214V162H215V159L214 160H211ZM226 161V160H225ZM230 161V160H229ZM229 161H227V162H229ZM36 162V161H35ZM38 162H39V159H38ZM38 162H36V163H38ZM50 162V161H49ZM66 162V161H65ZM68 162V161H67ZM84 162V161H83ZM140 162H144V164H146V166L144 167V166H141V164H140ZM210 162V161H209ZM30 163V162H29ZM71 163H72V161H71ZM77 163V162H76ZM85 163V162H84ZM233 163V162H232ZM32 164V163H31ZM35 164V163H34ZM43 164V163H39V166H41V165ZM51 164H52V162H51ZM58 164V163H57ZM86 164V163H85ZM211 164H210V166H211ZM216 164H217V161H216ZM44 165H45V163H44ZM43 165V166H44ZM55 165V164H54ZM67 165V164H66ZM225 165H226V163H225ZM259 165V164H258ZM33 166H37V164H35V165H33ZM43 166H41V167H43ZM57 167H58V165H56ZM73 166V165H72ZM71 166V167H72ZM87 166H88V164H87ZM90 166V165H89ZM207 166V165H206ZM215 166V165H214ZM219 166V165H218ZM46 169H48L47 170V172L49 173V171H50V169H51V167L50 166H48V165H46ZM66 167V166H65ZM65 167H63V169L65 168ZM69 167V166H68ZM70 167V169L71 170H74V169H72ZM76 167V166H75ZM141 167L143 168H145L146 170H148V172L145 174V173H143L142 172V170H141ZM208 167V169H210L209 168V166H207ZM226 167H227V165H226ZM229 167H230V165H229ZM36 168H38V167H36ZM44 168L45 167H43L41 170V172H44ZM61 168V167H60ZM74 168V167H73ZM90 168V167H89ZM197 168V167H196ZM32 169V168H31ZM57 169V168H56ZM66 169H68V171H69V168H66ZM84 169V168H83ZM82 169V170H83ZM92 169V168H91ZM206 169V168H205ZM208 169L206 170V171H208ZM215 169V168H214ZM58 170V169H57ZM93 170V169H92ZM211 170V169H210ZM22 171H24V170H22ZM27 171V170H26ZM35 171V170H34ZM38 171H39V169H38ZM59 171V170H58ZM94 171V170H93ZM197 171V170H196ZM195 171V172H196ZM219 171V170H218ZM21 172V171H20ZM107 172V171H106ZM191 172V171H190ZM189 172V173H190ZM195 172L194 173H192V174H194L195 176H196V174H195ZM202 172V171H201ZM204 172H205V170H204ZM215 172V171H214ZM214 172H212V173H214ZM242 172V171H241ZM27 173H29V172H27ZM31 173H32V171H31ZM45 173H46V171H45ZM64 173V172H63ZM75 173V172H74ZM79 173V172H78ZM197 173V172H196ZM199 173V172H198ZM208 173V172H207ZM13 174H14V172H13ZM33 174V173H32ZM31 174V175H32ZM50 174V173H49ZM49 174H46V175H48L47 176V179L46 180H50V175ZM58 174V173H57ZM71 174V173H70ZM73 174V173H72ZM71 174V175H72ZM151 174H153L154 176H152ZM158 174H161V175H164L165 176V180H162V182L163 183H160L159 181H157L159 178H163L161 175H160V177H156ZM187 173H185V175H186ZM205 174H206V172H205ZM209 174H211V172L209 173ZM249 174V173H248ZM29 175H30V173H29ZM28 175V176H29ZM59 175V174H58ZM74 175V174H73ZM77 175V174H76ZM79 175V174H78ZM83 175H84V173H83ZM94 175V173L93 172H87L86 171V176L84 177L83 176V179L82 180H80V181H82L81 182V184H79V186H77V182L76 183H74L75 184V189H73L74 190V192H73V194L72 195H69L68 196V198H66L67 196L65 195V199H67V204H68V202L70 203V207H72L71 206V204L73 205V204H76V208H77V212H75L74 214H73V212H72V214H70L69 212H71V210H69V209H72V208H69L68 206L67 207H65V205L64 206H62L63 204V201H64V199H62V202L60 203L57 199L54 201V202H56L55 204L57 205V208H56V210H53V211H55L54 213H56V212H59V214H60V216L63 214H67L68 216H69V214H70V216L69 217H71V220H72V223H73V225L75 226V230H74V232H73V237H74V239H75V241L73 242V246H71V247H73V250H71L72 251V254L70 253V257L68 256V257H66L65 259H64V261H65V263H67V264H69V263H82L83 261H85L84 263H86V262H91L90 264H93V263H95V262H97V261H99V262H97V264L99 263V264H134L133 263V260L131 259V257H130V255L128 254V252L126 251V248L124 249V245L121 243V244H119V241H120V239H119V237H118V235H120V234H118V235H116L115 234V232L116 231H111V228H109V223H113V222H115V217H114V215H116V214H111V216L109 215V217H108V215H104V216H102V215H96V218H95V221H96V219H97V221H98V218L100 219L98 222H100V224L102 225V229L99 227V229L101 230V232H98V231H100L99 229H98V231L97 232H95L94 233V237L92 236V237H89V235L87 234V236L88 237H84V236H82L83 235V233H82V235H81V231H83L82 229H84V228H88L87 227V225L85 224V222H84V214L85 213H87V209H86V207L85 206H90L89 204L87 205V204H85V203H87L85 200H87L88 198H89V196H92V195H90V192L92 193L94 190L92 189V191L90 190L91 189V187H93V184L91 183V178H92V176ZM191 175V174H190ZM197 175H199V174H197ZM213 175V174H212ZM235 175V174H234ZM244 175V174H243ZM250 175V174H249ZM14 176V175H13ZM38 176V175H37ZM40 176V175H39ZM54 176H55V174H54ZM81 176V175H80ZM183 176V175H182ZM187 176H188V174H187ZM187 176H186V179H187ZM204 177H205V175H203ZM219 176V175H218ZM246 176H248V175H246ZM20 177V176H19ZM45 177V176H44ZM207 177V176H206ZM221 177V176H220ZM6 178V177H5ZM185 178V177H184ZM249 178V177H248ZM32 179V178H31ZM43 179H45V178H43ZM71 179V178H70ZM157 179V180H156ZM186 179H183V180H186ZM197 179V178H196ZM201 179V178H200ZM58 180H60V178L58 179ZM68 180V179H67ZM190 180V179H189ZM32 181V180H31ZM41 181V180H40ZM53 181V180H52ZM56 181V180H55ZM54 181V182H55ZM73 181V180H72ZM72 181H70V182H72ZM188 181V180H187ZM200 181V180H199ZM202 181H204L203 179H202ZM7 182V181H6ZM12 184L10 183V185H8V187H10V195H8V197H7V199L6 198H2V202L4 201L5 203L6 202H9L10 204H9V206L11 207V206H14V207H17V211L18 212H15V214L17 213V214H21V218L22 219H20V221H18V223H16V229H15V225H14V230L17 232H15L14 234H16V235H18L19 233H21L22 231H25V232H27L28 231V235L25 233V232H23V233H25V235H27V236H30V238H34V237H38V233H41V231H42V233H44V235H45V233L47 232V229L45 228V227H47L49 224H50V217H51V214H48L49 215V218L46 220V223H45V221L43 220V219H40V218H38L39 217V215H38V212L39 211H36V209H35V214L34 215H32V214H30V212H31V207L29 208V206H28V200H27V198L25 199V197L23 196L24 195V192L26 191V190H24V189H22V186L24 187V185H22V182H21V179L20 178H13L12 179ZM30 182V181H29ZM42 182V181H41ZM63 182V181H62ZM25 183V182H24ZM59 183V182H58ZM66 183V182H65ZM106 183V184H107ZM199 183H201V182H199ZM8 184V183H7ZM31 184V183H30ZM41 184V183H40ZM46 184V183H45ZM52 184H56V183H52ZM62 184V183H61ZM97 184H99V183H97ZM151 184V183H150ZM149 184V185H150ZM177 184V185H178ZM185 184H186V181H185ZM184 184V185H185ZM189 184V183H188ZM205 184V183H204ZM212 184V183H211ZM232 184V183H231ZM32 185V184H31ZM39 185V184H38ZM58 185V184H57ZM60 185V184H59ZM58 185V186H59ZM66 185V184H65ZM187 185V184H186ZM230 185V184H229ZM40 186V185H39ZM38 186V187H39ZM48 186H49V184H48ZM61 186V185H60ZM59 186V187H60ZM63 186V185H62ZM77 186V187H76ZM28 187V186H27ZM35 187V186H34ZM52 187V186H51ZM51 187H50V189H51ZM54 187L56 188V186L54 185ZM58 187V188H59ZM150 187H152L151 185H150ZM186 187V186H185ZM215 187V186H214ZM67 188V187H66ZM71 189H72V187H70ZM94 188V187H93ZM98 188V187H97ZM153 188V187H152ZM156 188H153V189H156ZM191 188V187H190ZM189 188V189H190ZM199 188V187H198ZM236 188V187H235ZM40 189H42V188H40ZM45 189H47V188H45ZM57 189V188H56ZM60 189H61V187H60ZM85 189V190H84ZM107 189V188H106ZM176 189H178V186H177V188ZM195 189V188H194ZM193 189V190H194ZM227 189V188H226ZM5 190V189H4ZM9 190V189H8ZM67 191H68V188L66 189ZM66 190H64V191H66ZM147 190H149V192H147ZM234 190V189H233ZM44 191V190H43ZM52 191V190H51ZM56 191V190H55ZM58 191V190H57ZM56 191V192H57ZM99 191V190H98ZM103 191V190H102ZM156 191V190H155ZM171 191H173V192H175L174 191V189L173 190H171ZM47 192H50V190L48 189V191ZM47 192H46V195H47ZM61 192V191H60ZM60 192H58V194L60 193ZM72 192V191H71ZM177 192V191H176ZM188 192L189 191H187L186 193H184V194H188ZM197 192H198V190H197ZM34 193V192H33ZM38 193V192H37ZM40 193L42 194H39V196H40V198H37V199H40V201L41 200H43L46 196H43L45 193L44 192H42V191H40ZM44 193V194H43ZM51 193V192H50ZM49 193V194H50ZM65 193V192H64ZM99 193H101L102 194V192H99ZM98 193V194H99ZM156 193H157V191H156ZM170 193H172V192H170ZM192 193V192H191ZM193 193H194V191H193ZM196 193V192H195ZM194 193V194H195ZM61 194H63V192H61ZM67 194V193H66ZM93 194L94 195H97V194H95L94 192H93ZM153 194V193H152ZM161 194V193H160ZM174 193H172V195H173ZM175 194H177V193H175ZM177 194V195H178ZM183 194V195H184ZM189 194H190V192H189ZM188 194V195H189ZM200 194V193H199ZM60 195V194H59ZM64 195V194H63ZM113 195V194H112ZM154 195H156L157 196V194H153L152 195V197H153V199H154ZM162 195H165V196H170L171 194H162ZM171 195V196H172ZM177 195H176V197H177ZM193 195V194H192ZM198 195V194H197ZM27 196H29V195H26V197ZM32 196V195H31ZM41 196H43L42 198L43 199H41ZM53 197H54V195H52ZM58 196V195H57ZM102 196V195H101ZM151 196V195H150ZM182 196V195H181ZM202 196V195H201ZM2 197V196H1ZM0 197V198H1ZM6 197V196H5ZM49 197V196H48ZM61 197H63V196H61ZM94 196H92V198H93ZM96 197V196H95ZM97 197H98V195H97ZM159 197H161V196H159ZM159 197H157L158 199H154V201H160L159 200ZM173 197V196H172ZM171 197V198H172ZM185 197H188V196H185ZM183 198V196L181 197V199L183 198L184 200L186 199V198ZM193 197V196H192ZM196 197V196H195ZM206 197V196H205ZM30 198V196L28 197V199ZM32 198V197H31ZM55 198V197H54ZM106 198V197H105ZM174 198V197H173ZM198 198V197H197ZM196 198V199H197ZM49 199H52V197H50ZM60 199V198H59ZM91 199V198H90ZM106 199H108V198H106ZM129 199V198H128ZM152 199V198H151ZM161 199V198H160ZM196 199H194V202H195V200ZM47 200V199H46ZM92 200V199H91ZM98 200H100V199H98ZM143 200V201H142ZM147 201V202H144V201ZM163 201H164V203L163 204H165L167 201H166V198L164 199H162ZM162 200H161V202H162ZM169 200H170V197H169V199H168V203H169ZM180 199H178V201H179ZM189 200H190V198H189ZM193 200V199H192ZM192 200H190V201H192ZM207 200V199H206ZM205 200V201H206ZM39 201V200H38ZM37 201V202H38ZM48 201V200H47ZM46 201V202H47ZM51 201V200H50ZM84 201H85V203H84ZM97 200H95V202H96ZM103 201V200H102ZM139 201H142V203H139ZM170 201H172V203H173V200H170ZM186 201V200H185ZM197 201V200H196ZM201 201V200H200ZM42 202V201H41ZM40 202V203H41ZM49 202V201H48ZM60 203L59 205L57 204V203ZM90 201H88V203H89ZM92 202H94V200H92ZM128 202H129V200H128ZM177 202V201H176ZM175 202V203H176ZM187 202V201H186ZM39 203V204H40ZM43 203H45V201L43 202ZM65 203V204H66ZM105 203V204H106ZM132 203V204H133ZM152 203H153V201H152ZM172 203H169V204H172ZM175 203H173V204H175ZM178 203V202H177ZM180 203V202H179ZM185 203V202H184ZM38 204V205H39ZM47 204V203H46ZM106 204V205H107ZM157 204V203H156ZM161 204L162 203H158L156 206H157V208L159 207V210H162L160 207H162L161 206ZM162 204V205H163ZM169 204H167L166 203V205H169ZM186 204L187 203H185V207H186ZM196 204H199V203H196ZM223 204H224V202H223ZM41 205V204H40ZM42 205H44V204H42ZM41 205V206H42ZM98 205H100L101 206V208H102V210L104 211V205H103V203H101V204H98ZM97 205V206H98ZM127 205V204H126ZM151 205V204H150ZM179 205V204H178ZM188 205V204H187ZM192 205V204H191ZM194 205V204H193ZM192 205V209H193V211L195 210L194 209V206ZM205 205V204H204ZM212 205V204H211ZM7 206V205H6ZM32 206V205H31ZM48 206H50V205H48ZM109 206V205H108ZM134 206V205H133ZM138 206V207H137ZM152 206V205H151ZM171 206V205H170ZM169 206V207H170ZM172 206H174V205H172ZM180 206V205H179ZM189 206H190V204H189ZM198 205H196V207H197ZM207 206V205H206ZM34 207V206H33ZM37 207H39V206H37ZM44 207H45V205H44ZM43 207V208H44ZM91 207V206H90ZM89 207V208H90ZM95 207H96V205H95ZM129 207H131V206H129ZM165 207H167V206H164L163 205V207L162 208H165ZM195 207V208H196ZM212 207V206H211ZM41 208V207H40ZM49 208H51V206L49 207ZM48 208V209H49ZM89 208H88V210H89ZM99 208V207H98ZM106 208V207H105ZM126 208V207H125ZM149 208H150V206H149ZM172 208V207H171ZM176 208V207H175ZM184 208V207H183ZM214 208V207H213ZM219 208V207H218ZM230 208V207H229ZM12 209V213H13V208H11ZM15 209V208H14ZM42 209V208H41ZM91 209H92V207H91ZM107 209V208H106ZM106 209H105V211H106ZM115 209V210H116ZM123 209H124V207H123ZM130 209V208H129ZM136 209H132V210H136ZM179 209V208H178ZM215 209V208H214ZM39 210V209H38ZM51 210V209H50ZM69 210V212H67ZM74 210V209H73ZM72 210V211H73ZM93 210V209H92ZM101 210V209H100ZM126 210V209H125ZM131 210V209H130ZM164 210V209H163ZM213 210V209H212ZM40 211H42V210H40ZM49 211V210H48ZM127 211V210H126ZM125 211V212H126ZM150 211V210H149ZM152 211V210H151ZM153 211H155V210H153ZM157 211V210H156ZM170 211H172L171 209H170ZM185 211H186V208H185ZM202 210L200 209V211L199 212H201ZM128 212V211H127ZM177 212V211H176ZM189 212V211H188ZM187 212V213H188ZM197 212V211H196ZM195 212V213H196ZM6 213H9V210H7L6 211ZM11 213V212H10ZM33 213V212H32ZM37 213V214H36ZM41 213V212H40ZM39 213V214H40ZM49 213V212H48ZM99 213V212H98ZM101 213V212H100ZM106 213V212H105ZM111 213H113V212H111ZM133 213H135V211L133 212ZM158 214V212H155V214ZM168 213V212H167ZM198 213V212H197ZM210 213V212H209ZM0 214H1V212H0ZM16 214V215H17ZM43 214V213H42ZM46 214V213H45ZM57 214V213H56ZM88 214V213H87ZM126 214V213H125ZM142 214V215H141ZM154 214V215H155ZM161 214H162V211H161ZM161 214H158V217H159V215L161 216ZM166 214V213H165ZM172 214V213H171ZM174 214H177V213H174ZM180 214H181V212H180ZM10 215V214H9ZM12 215V214H11ZM31 215V216H30ZM90 215V214H89ZM122 215H124V214H121V217H119V218H121V220L122 219H124L123 217H122ZM127 215V214H126ZM125 215V216H126ZM134 215V214H133ZM132 215V217H133V219H134V216ZM148 215V214H147ZM153 215V214H152ZM190 215H191V213H190ZM198 215V214H197ZM232 215V214H231ZM3 216H4V214H3ZM15 216V215H14ZM34 216V217H33ZM41 216V218H42V215H40ZM68 216L66 217V218H68ZM99 216V217H98ZM119 216H120V214H119ZM131 216V215H130ZM129 216V217H130ZM187 216V215H186ZM206 216V215H205ZM1 217H2V215H1ZM13 216H11V218H12ZM19 217H20V215H19ZM32 217V218H31ZM46 217H47V215H46ZM56 217V216H55ZM65 217V216H64ZM98 217V218H97ZM155 217H157V215L155 216ZM157 217V218H158ZM166 217H168L167 215H166ZM170 217H172V218H176L175 216L173 217V214H172V216H170ZM181 217H182V215H181ZM218 217V216H217ZM9 218V217H8ZM26 218H30V220L32 219L33 221H34V219L33 218H35L36 220L33 222H31L30 220H28L30 223H32V224H30V223H26V221H24V223H23V220H25ZM45 218V217H44ZM164 218V217H163ZM180 218V217H179ZM179 218H177V219H179ZM184 218V217H183ZM189 218V217H188ZM188 218H186V219H188ZM190 218H192V217H190ZM189 218V219H190ZM197 218V217H196ZM4 219V218H3ZM14 219V218H13ZM52 219V218H51ZM64 219V218H63ZM135 219H136V217H135ZM134 219V220H135ZM153 219H154V217H153ZM152 219V220H153ZM160 219V218H159ZM170 219V218H169ZM222 219V218H221ZM5 220V219H4ZM12 220V219H11ZM10 220V221H11ZM146 221H147V219H145ZM145 220L143 221L144 223H145ZM149 220V219H148ZM156 220V219H155ZM171 220V219H170ZM217 220V219H216ZM3 221V220H2ZM6 221H8V219L6 218ZM96 221V222H97ZM135 221H137V220H135ZM177 221V220H176ZM175 221V222H176ZM192 221V220H191ZM5 221H3V223H4ZM93 222H94V220H93ZM139 221H137V223H138ZM148 222V221H147ZM146 222V223H147ZM179 222V221H178ZM177 222V223H178ZM180 222H182V221H180ZM198 222V221H197ZM2 223V222H1ZM95 223V222H94ZM93 223V224H94ZM111 223V224H112ZM116 223V222H115ZM153 223V222H152ZM5 224H6V222H5ZM45 224H47V225H45ZM97 223H95V225H96ZM100 224L98 225V226H100ZM182 224V223H181ZM1 225V224H0ZM115 225V224H114ZM190 225V224H189ZM191 225H192V223H191ZM190 225V226H191ZM220 225V224H219ZM223 225V224H222ZM6 226V225H5ZM50 226V225H49ZM63 226V225H62ZM94 226V225H93ZM121 226H122V224H121ZM216 226V225H215ZM4 227V226H3ZM11 227V226H10ZM115 227V226H114ZM145 227H146V225H145ZM149 227V226H148ZM152 227V226H151ZM183 227V226H182ZM181 227V228H182ZM12 228V227H11ZM10 228V229H11ZM96 230H97V228L96 227H94ZM136 228V227H135ZM185 228V227H184ZM199 228V227H198ZM205 228V227H204ZM52 229H53V227H52ZM60 229V228H59ZM94 229V230H95ZM115 230H116V227L114 228ZM153 229V228H152ZM193 229V228H192ZM192 229H190V227H189V231H187L186 232V234H187V238L188 239H190L189 238V235H191V232L194 230V229H196V228H194L193 230ZM2 230V229H1ZM93 230V229H92ZM137 230V229H136ZM142 230V229H141ZM197 230V229H196ZM196 230H194V231H196ZM199 230V229H198ZM221 230V229H220ZM12 231V230H11ZM52 231V230H51ZM50 231V232H51ZM54 231V230H53ZM90 231V230H89ZM120 231H122V230H120ZM138 231V230H137ZM140 231V230H139ZM5 232H6V230H5ZM86 232V231H85ZM153 232H155L154 231V229H153ZM152 232V233H153ZM179 232V231H178ZM196 232H199V231H196ZM8 233V232H7ZM6 233V234H7ZM11 233V232H10ZM141 235L143 234V233H145L144 231L143 232H139ZM147 233V232H146ZM180 233V232H179ZM194 233V232H193ZM32 234V235H31ZM53 234V233H52ZM52 234L50 235H48V233H47V235H46V238H44L45 240H49L50 238H52ZM58 234H59V232H58ZM155 235L157 234V232L156 233H154ZM197 234H199V233H197ZM197 234H195L196 236H197ZM8 235H10V234H8ZM12 235V234H11ZM23 235V234H22ZM24 235V236H25ZM55 235V234H54ZM53 235V236H54ZM62 235V234H61ZM84 235H86V234H84ZM193 235V234H192ZM200 235V234H199ZM49 236H51V237H49ZM63 236V235H62ZM61 236V237H62ZM91 236V235H90ZM127 236V235H126ZM146 236H147V234H146ZM152 236V235H151ZM215 236V235H214ZM4 237H5V235H4ZM14 237V236H13ZM26 237V236H25ZM123 237H124V235H123ZM130 237V236H129ZM133 237V236H132ZM145 237V236H144ZM153 237H154V235H153ZM152 237V238H153ZM158 237V236H157ZM193 237V236H192ZM204 237V236H203ZM27 238H29V237H27ZM26 238V239H27ZM30 238L28 239V240H30ZM32 238V239H33ZM41 238V237H40ZM59 238V237H58ZM58 238H54L53 237V241H55V240H58V242L57 243H59V239ZM62 238H64V237H62ZM126 238V237H125ZM124 238V239H125ZM142 238V237H141ZM148 238V237H147ZM155 238V237H154ZM199 239V237H196V239ZM216 238V237H215ZM3 239V238H2ZM16 239V238H15ZM19 239H20V242H22L21 240H23V239H21V236H19L18 235V237H17V242H19ZM37 240L36 241H33V243L31 244L30 242V246H31V248H30V246L28 247L30 250H34V251H36L37 253H38V255H40V254H42V256L44 255L43 254V252L45 251V243L43 242V241H40L38 238H36ZM123 239V240H124ZM127 239V238H126ZM143 239H145V238H143ZM13 240V239H12ZM67 240V239H66ZM134 240V239H133ZM156 240V239H155ZM192 240V239H191ZM5 241H6V239H5ZM70 241V240H69ZM130 241H131V239H130ZM157 241V240H156ZM183 241V240H182ZM19 242V243H20ZM24 242V241H23ZM32 242V241H31ZM62 242H65V238H64V241H62ZM159 242V241H158ZM191 242V241H190ZM195 242V241H194ZM6 243H8V242H6ZM18 243V244H19ZM52 243V242H51ZM55 243V242H54ZM65 243H67V242H65ZM72 243V242H71ZM74 243H76L77 245H75ZM14 243H12L11 242V246L13 245ZM20 244H22V243H20ZM19 244V245H20ZM49 244V243H48ZM131 244V243H130ZM222 244V243H221ZM50 245H52V244H49V246ZM58 245V244H57ZM56 245V246H57ZM60 245H63L64 246V244H59V246ZM129 245V244H128ZM133 245V244H132ZM143 245V244H142ZM16 246V245H15ZM48 246V247H49ZM12 247H14V245L12 246ZM66 247H68V246H66ZM126 247V246H125ZM15 248H17V247H15ZM19 248V247H18ZM24 248V247H23ZM51 248V247H50ZM54 248L55 247H53V249L51 248V250H54ZM63 247L61 246V249H62ZM129 248V247H128ZM131 248V247H130ZM139 248H141V247H139ZM57 249V248H56ZM47 250H49L48 248H47ZM129 250V249H128ZM142 250V249H141ZM59 251H60V249H59ZM59 251L58 250H55V254H58L57 256L54 254V256H52L51 254H53V252L49 255V254H45V258H44V260H45V262L47 263V264H64V262L61 260V254L59 253ZM69 251V250H68ZM73 251H74V253H73ZM28 252V251H27ZM31 252V251H30ZM49 252V251H48ZM143 252V251H142ZM33 253V252H32ZM60 254V255H59ZM138 254H139V252H138ZM33 256L34 255H37V254H35V252H34V254H32ZM37 255V256H38ZM42 256H40V257H42ZM66 256V255H65ZM138 256V255H137ZM144 256V255H143ZM39 257V258H40ZM64 257V256H63ZM140 257V256H139ZM138 257V258H139ZM38 258V257H37ZM141 259V258H140ZM40 260V259H39ZM37 262H38V259H37ZM37 262H35V263H33V264H37ZM40 262H41V260H40ZM45 262H42V263H45ZM45 263V264H46ZM39 264V263H38ZM41 264V263H40ZM144 264V263H143Z\"/></svg>", "mask_w": 264, "mask_h": 264}]
</instances>
